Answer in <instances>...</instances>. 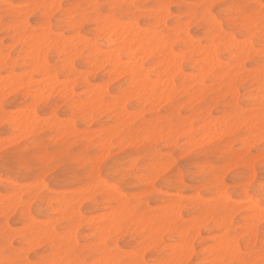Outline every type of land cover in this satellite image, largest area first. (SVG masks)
<instances>
[{
  "label": "rangeland",
  "instance_id": "1",
  "mask_svg": "<svg viewBox=\"0 0 264 264\" xmlns=\"http://www.w3.org/2000/svg\"><path fill=\"white\" fill-rule=\"evenodd\" d=\"M164 2H166L165 6H164ZM207 2L208 3H215V4H222L225 2V0H169V1H167V0H135V1L134 0H94V3L92 0H0V39L2 38L0 40V55L1 54L3 55V56L1 55V63H0L1 78L9 77L8 79H11V81H13L11 83L13 84L17 80L16 77H14V76H16V75L19 76V74L22 75L25 73L23 76H21V78L25 82L23 81V83H19L21 81H19L20 79L18 77V80L15 83L16 86H15V84L12 85L10 83L14 87V88L10 87L11 89H9L7 84L6 85L8 88L5 86V82L7 81V79H3V80L0 79V81H3V82H1V84L4 83V84H2L4 87L1 85V90H0V96L1 97H2L1 94H3V97L2 98L0 97V118L3 119V120L0 119V122H1L0 123V158H3L4 153L6 151L9 154H11L12 151L15 150L22 143H25V142L30 143L31 141L39 140L41 143H44L47 145H55L57 147H63L65 150H67V148H70V147L79 146L81 151L99 152L103 156L105 155L104 157L106 159L111 160L113 166L119 167V166L124 165L127 162L129 153L134 151L136 148H138L140 146V144H143L145 142V138H146L147 144L151 148L153 154L156 156V159L158 161V165H164V167L159 166V169L161 168L160 169L161 171H159V169H158L159 172L155 176L134 177L135 179L132 178L130 181L126 182L124 184V187L122 190V198H125L124 200L121 197L118 198V196L117 197H111V198H98L94 193H90L88 190V187L82 183H76V182H73L71 180H66V179L55 181L48 186V192L46 193V198L43 199L42 201H40L39 205L36 202L35 194H32V196H31V201H30L31 203L29 201H25V203L26 202H28V204L30 203L29 204L30 211L27 212L24 207H18V206L16 207L15 206V204H17L16 201L13 200L14 203H13V201L11 203H9V202L11 201V199L15 198V200L17 199V202L19 204L20 200L18 198L29 194L30 189L27 186L34 183L35 178L22 177L20 181H17V183L20 184L19 188H14V189L5 188V186L3 184V179H6V176H5V173L3 171V165L0 164V201L2 198V202H0V204L2 203V205H0V211H1L0 212V258H1L0 260L8 258V256L5 254V244H7L9 250L19 251L22 249L21 247H23V249H28V252L26 255H28V253H30V256L33 260L39 259L41 256L55 255L57 253V249L53 247L52 243L49 240L41 239V235L48 233L49 229L46 231L47 228L55 227L57 224L62 225V223L72 220L73 217H75L76 223H78V224L74 226V227H77L75 229V232L73 230V235L75 234L74 235L75 238L73 237V235H71V236H72V238H74L73 241H76L79 243V246H80V249L82 252H85V250H87L85 252V255L83 258L89 259L90 264H91V259H92V253L94 250H97L98 248H99V252H98V255L95 257L96 259H98V257H100L101 255H103L102 256L103 258L106 255L108 257V255L110 256L112 254V251H113V256H115V258L111 257L113 260L114 259H118L117 261L125 260V261H128V264H142V262H143L142 260L145 259V256L144 255L142 256V254L138 255V253H137L138 248L137 247H139V245L141 247H144L146 244L145 243L146 240L148 241V242L146 241L147 242L146 245H148V259H153V258H156V259H177V257H178L177 255H180V253H181V255L178 257V260H179L180 258H183L186 255V253L189 254V253H191L190 251L193 250L192 253L190 254L191 257H189L190 255L188 256L189 257L188 261H187V256L184 257L185 259L184 258L180 259L181 261H183L184 264H191V262L193 260H199L201 258H207V259L210 258V260H211L212 258H215L219 255L218 251L215 250L216 249L215 246L218 244L217 246L219 247L220 241L224 238L229 237V232L233 233V235L231 236V239L234 235H236V236H238V234L241 235V237L235 236V238H237V239L239 238L238 240H236L237 241L236 247L241 252L236 253L234 250V252L230 253V256L227 255L226 258L223 259L222 261H224V260L225 261H231L232 259L239 258L240 254H242L243 256L256 258V259H258L257 261H259L261 259L260 258L261 257L260 245L262 242H264V227H262L260 225V220H259V222H256V224H255V231H253L254 234L252 233V235H251V237H253V238H251L250 240L244 239V236L246 235L245 232L247 231L248 226H249V225L247 226V224L250 223V221L252 220V219H250V217L259 214V211L257 212L258 214L256 213V211H257V209L260 210V202H259V200H256L254 202H249L251 200L250 197H244L242 199H237V196L242 195L241 193L237 192V189H238L241 181H245L248 184L255 182V185L258 187L259 183L262 180H264V168H262L260 165V160H261L260 145H261L262 137H260L261 134H260L259 130L261 129V127H260L261 123L260 122H262L261 121L262 117H260V116L262 114H260L261 112H259L261 110L259 107V99L257 98V97H259L258 95L260 92V90H259L260 89V87H259L260 86V69H259L258 65H256L255 67H250L249 65H251L253 63V61L247 56L238 55L239 53L238 54L235 53L237 55L234 57L235 54L231 50V48H229L227 45H226L227 46L226 47L225 44L221 43L220 41H217V43L218 42L219 43L216 45V40L213 37L210 29L204 23L201 22L200 17L197 14L196 6L199 4H202V3H207ZM244 2L247 4H250V5H259L260 0H244ZM24 3H26V4L24 5ZM40 3L45 4V5H49L50 3H52V4L56 5L57 9L55 8L53 10L52 8H46L44 10H41L38 7H35V6L33 7L34 4L38 5ZM90 3L100 4V5H111V4H126L127 5V4H133L134 3V4L141 6L140 9L138 10V15H135L131 20H129L127 22H122L124 24L128 23V25H125L126 27L123 25L124 28H127L128 26H130L129 24L130 23L132 24V21H133V24H132L133 27L137 25L138 27L141 28V30H140L137 27L136 30L137 29H139V30L136 33H138L139 31L143 32V30H144L143 28H146L145 31H147V33H150L152 31L155 32L154 30H157L156 31L157 33L155 32V34H158V35L164 34L162 36V38L164 39L165 42L168 41V43H165V45H164L165 51H164V49H161L162 51L161 50H159V51L151 50V51H149V53H150L149 55L147 53L148 56L146 54H142L140 51H139L140 52V54H139L138 51L136 52V50L132 49L134 47H132L130 49L131 45L134 46V44L132 42L130 43V41H129V43H128V41H124V38H125V40H128V38L125 37L124 35H123L124 37L121 35L123 37L122 40H120L121 38L119 39L117 37H112L114 42L110 44L109 41L107 40L106 32L108 35H111L113 33V28H110V30L112 29L111 32L109 31L110 33H108V30H109L108 29L107 31L105 30L104 32L100 33L98 36L94 26L83 25L84 32L82 34L83 37H81L83 40V41L81 40L82 42H84V41L87 42V40H89V39L95 41L94 39L102 37L103 43L97 48V49H101V51L96 49V51L101 52L100 55L98 52L93 51L95 54L91 52L92 54H90V55H95V57L90 56L89 53L84 52V49H80L81 51L79 50L80 51L79 54H78L79 51H76V53H72L73 56L71 54L72 57L71 56L68 57V59L74 57V59H72L73 62L71 59L70 60L67 59V61H69V63H67V64H69V68L72 66L71 69L68 70V69H66L67 67L64 66V65H66L65 64L66 60L64 59V56L62 55V53H63L62 48H61V50H62V52H61L60 49L58 51L57 49H54L51 47L49 48V46H45L46 48H44L43 46L40 45L41 47H39V48H44V50H43L44 52L42 51L43 52V54H42V53H40L41 51H39L37 48V45H38L37 44L38 42H37L35 49L37 48L36 50H38V52L41 54V56L45 55V57L43 56L44 59L41 57V63L43 62V60H45V62H43V64L47 65V67H48L47 68L48 71L46 72V70H45L43 72H46V73H43L42 70L39 71V69H40L39 67L42 64L40 66H39V64H38V66L36 65L37 67L34 65V64H37V62L33 58H36V59L40 58L39 57L40 55H38L39 53L36 52L32 48L33 43L32 44L30 43L29 46H27L29 43L28 39H26V37L22 34V32H19L17 30L18 26H17V24L15 25L13 18L9 17L7 20L5 19V8H4V6L8 5V6H10L9 11L15 12L16 14H21V13L24 14V16H23L24 23H22V24H24L25 26L27 24L26 27H24V25H23L25 30H27L29 27L32 30L37 29V27H38V24L36 23L37 21H43V22L47 23L49 28H52L53 19H54L55 15L61 11L60 5H64V4L87 5ZM160 5H162V6H160ZM157 7H159V9ZM164 7H165L166 11H163ZM156 9H157V11H156ZM167 9L169 12L167 11ZM22 10L23 11L26 10V11L23 12ZM16 11H18V12H16ZM106 11H110V9H107ZM116 11H119V10L117 9ZM161 11H163V12H161ZM217 11H219V9H217ZM48 13H50V14H48ZM26 14H28L27 15L28 17H25ZM125 14L126 13H121V15H125ZM176 14H178V15L176 16ZM24 18H25L26 22H25ZM161 21H163L164 24H163V22L161 23ZM134 22H136V25L134 24ZM184 22H186V23L184 24ZM187 22H188V24H187ZM122 23H120V27H118L119 25L116 26V30H118L117 27L120 28V30H121ZM154 23H156V24H154ZM9 24H10V26H9ZM132 25H131V27H132ZM39 26L42 27V25H39ZM133 27L130 29L135 30V27L134 28ZM130 29H125V30L130 31ZM148 29H151L152 31H150V30L148 31ZM70 30H71L70 28L66 27L64 29H61L59 32L54 33V35L58 39L66 40L68 38V40H69L70 37H66L65 32L70 31ZM174 30H175V32H174ZM134 32H133V34H134ZM125 35L127 36L128 34H125ZM20 36L23 38H20ZM63 36L66 37V39H64ZM18 37L20 38V40L18 39ZM86 37H88L89 39ZM128 37H131V35H129ZM210 37H212V38H210ZM83 38H85V39H83ZM115 38H117V39H115ZM171 38H173L174 41ZM118 40H120V41H118ZM121 41H122V43H121ZM214 41H215L216 46H213V48L216 47L215 49H213L211 47L212 45H214L213 44ZM68 42H71V40H69ZM86 42H85V45H86ZM126 42L128 44H126ZM209 42L212 44L211 46H210ZM120 44L124 45V46H121V47H123V49L120 48ZM31 45H32V47H31ZM203 45L206 47L210 46L211 50L216 52L217 60H220L219 62H216L217 64H219V65H217V67L216 66L214 67L212 65L214 67V69H212V70H211V68H213V67L210 66V68H209L207 66V65H209V64H207L208 62L204 60L205 55H206L205 51L208 50V52H209V49H207L206 47L204 49ZM116 46H117V48H116L117 50L121 49V50H119V52L115 49ZM8 47H10V48H8ZM28 47H30V49H33L34 52L38 53V54H36V55H38V57H36L34 55V52L32 53V50L30 52L32 53L33 57H32V55H30L29 52L25 53L24 51H26L27 50L26 48H28ZM73 47H75L74 44H73ZM170 47H171V49H170ZM110 48L112 50L114 48V51L118 52V53H113L114 55L113 54H111V55H113L114 57L115 56L119 57V59H121L120 65L123 62H125V64L127 65L130 62L129 59H131V61L132 60L135 61L136 58L135 59H133V58L136 57L137 55H139V57L142 58V60L144 59V61H142L141 59H138L139 61L141 60V62H140L141 64H139V63L138 64H139V66L140 65L142 66L141 67L142 72L137 71L139 73L135 72L132 74V73H130L131 72L130 71L131 68H130V70L128 71L129 73L127 72V69H126V71H124V74L122 75V73H121L122 71L120 72L119 69H121L123 67L120 66L118 68L116 67L117 69H114V66L112 63L113 61L110 62V60H112L113 56L110 57L107 55V54H109V51H111ZM226 48H228V50ZM30 49L28 48L27 51H29ZM46 49H47V51H46ZM168 49L171 50V52L172 51L174 52V53L172 52L173 55L177 54V56L174 57V59H175L174 61H176V62H174L175 64L177 63V60H178V64H179L180 59H182L180 61V64L179 65L177 64L180 68V69H177V71H176V69L174 70V67H175L174 63L171 64V68L173 66V68L171 69V72H173L172 70L175 71V72H173V75H171V77H170L173 81L172 85L174 84V87H175V88L171 87L170 88L171 90H169V89L167 90V88H168L167 84H168V86L170 85L169 82L168 83L163 82L166 79L163 80L161 78V77H163L161 70L163 68V65L165 66V61H163V60H165L164 56L167 55L168 52L170 53V51ZM201 49H203V51L205 53H202ZM105 50H107L108 53ZM129 50H130V52L131 51L132 52L130 53ZM166 50H168L167 53H165ZM102 51L106 52V53L105 52L104 53L108 57V59L110 57L108 63L105 62V60L107 58H105V55H102V53H103ZM147 51H148V49H147ZM197 51H199V52H197ZM45 52H46V54H44ZM127 52H128V55L126 54ZM229 53H231L232 55H228ZM7 54H8V56H7ZM25 54H27V55H25ZM131 54H133V55L131 56ZM76 55H78V56H76ZM140 55H142V57ZM143 55H146L147 57H145ZM202 55H204L203 56L204 59H202ZM26 56H27V58L25 59L24 57H26ZM178 56H181L183 58L177 59ZM228 56H230V58ZM241 56H243V57H241ZM2 57H3V59H2ZM28 57H30V59L32 58L31 59L32 62L30 61V59ZM101 57L105 58V59L103 58L104 60L101 62L104 65L100 64V62H99L102 60ZM139 57L137 56V58H139ZM241 58H243V59H241ZM98 59H99V61H98L99 64L96 62ZM89 60H91V61L95 60V62L90 63ZM138 60H137V62H138ZM242 60H244L243 61L244 63L242 62ZM33 61H35L36 63L34 62V64H33ZM127 61H129V62L126 63ZM200 61H203V62L201 63ZM237 61L239 63H237ZM30 62L36 67L33 69V71L31 69L32 64ZM47 62L49 63V65L47 64ZM103 62H105V63H103ZM135 62H132L131 64L134 66ZM38 63H39V60H38ZM89 63L91 65H88ZM136 63H135V65H136ZM216 63H214V64L216 65ZM97 64L100 68L98 66H96ZM131 64L129 63V65H131ZM229 64H230V66H229ZM237 64H239V67L237 66ZM29 65H31L30 68H29ZM100 65H102V66H100ZM132 65L130 67H133ZM4 66H6V67H4ZM152 66L155 68H153ZM93 67L94 68L96 67V68L94 69ZM112 67L114 70L112 69ZM126 67L129 68L128 65ZM126 67L124 66V68H126ZM146 67H148L147 69L148 70L150 69V70L149 71L147 70L145 72L146 74L145 73L143 74V72L146 70ZM97 68H99V69H97ZM207 68L210 70V72L206 71L207 73H205V72H203L204 74L201 73L203 70H205ZM25 69H26V72L28 71L27 74L25 72ZM28 69H30V70H28ZM110 69L113 71H111ZM37 70H38V73L36 72ZM77 70H80V71H77ZM116 70H119L120 73ZM199 70L201 72H199ZM108 71H109V73H107ZM115 71H116V73H113ZM226 71H228V72H226ZM9 72L10 73L13 72V73H11L10 76L12 77V74H13L15 81H14V79H12L9 76V74H10ZM58 72H59V75L61 77H63L62 78L63 81L67 79L66 81H64V83H67L68 87H70V89L67 87L69 91L67 90V88L65 90H63L64 92L60 91V89H62L63 86H64V88L66 86L64 84H62V85L60 84L61 82L63 83L62 79H58L56 81L49 79V80H51L50 83L52 85L56 84V83H58V84L55 86H52L53 87L52 88L51 85L48 86V84L46 83V85L48 87H50L52 89V91L49 89L46 90L47 89L46 86H45L46 92H45V90H42L44 85H41V84H45V82L40 81V80L43 78V76L47 75V74L48 75L50 74V76H53L55 73V75L52 77V79L54 77L57 79V73ZM224 72H226V73L224 74ZM41 73H43V74H41ZM231 73L234 75H232ZM258 73H259V75H258ZM29 74H30V76H27ZM113 74H115V75H113ZM134 74H135V76L137 74L135 79H133ZM140 74L142 76L146 75L149 79L150 78L151 79H157L156 81L154 80L153 83L157 82L159 84V82L161 81V80L159 81V79H162V83H165L167 88H165V86H164V89L162 88V90H163L162 91L160 89L161 87L159 88L157 83H156L157 84V86H156V84L153 85L152 82L148 81L147 84H150L149 89L152 92V94H151V92L149 91V93H150L149 98L152 96L150 98L151 100H149L148 96L146 95L148 89H144V88L140 87V86L143 87L144 84H145L144 86L148 87L146 82H144L145 79L142 78V76H140ZM48 75H47V78H49ZM120 75H122V76H120ZM190 75H191V77H190ZM118 76H120V78ZM193 76H194V79H193ZM200 76H201V78L199 79ZM35 77H39L40 79H34ZM45 77L46 76H44V79H45V81H47L48 79ZM116 77H117V79H116ZM139 77H141V78L139 79ZM187 77H188V79H187ZM29 78L32 79L33 82ZM70 78H71V80H70ZM232 79H233V81H232ZM254 79H256V80H254ZM4 80H5V82H4ZM27 80H29V82ZM69 80H70V82H68ZM106 80H108V82H106L107 84L104 83ZM192 80H195V81H199V80L201 81L202 80L201 82L203 84L201 83L202 84L201 85V84L197 83L198 84V86H197V85H195L196 84L195 81H192ZM53 81H54V83H52ZM86 81H88V82H86ZM200 81H199V83H200ZM26 82H27V84H24ZM37 82H38V84H36ZM47 82H49V81H47ZM131 82H134L135 85L133 83L131 85H129ZM142 82H144V84L140 85V84H142ZM28 83H32L34 85V87L30 89L27 86ZM127 83H129V84L127 85ZM136 83L140 85V86L138 85V88H140V91H141V89L146 91V94L144 93V91H143V93L147 97H145L144 94H142L138 91ZM59 84L62 87H60ZM70 84H71V86H69ZM96 84H97V86L99 85V89H101V90L103 89L105 93H103V91H101V90L97 91L98 87L95 86ZM188 84L191 86H189ZM38 85H40V88L43 86L41 88V91L39 90L40 95H42L43 97L38 95L39 93H37V90L40 89V88H38ZM151 85H153V87H151ZM183 85L185 86V88ZM220 85H222V86L220 87ZM58 86L60 88L57 89ZM102 86H104V88H100ZM160 86H163V84L162 85L160 84ZM186 86H189V88H187ZM199 86H200V88H199ZM5 87L7 89H5ZM17 87H20V88L17 90L16 89ZM91 87L92 88L96 87L95 89H97V90H95V91L97 93L94 91V89L91 90L92 89ZM105 87H106V89H105ZM154 87H155V89H154ZM257 87L259 88L258 90H256ZM135 88L138 92L134 91ZM2 89H3V91H2ZM182 89H184V90H182ZM89 90H90V93L88 92V95L91 94V92H93V93H92V95H89L88 98H89V100H91V102L94 103V101H95V103H97V105H96L97 107L95 106V108H98V109L93 108V106H94L93 103H90V105L88 104V98L85 95H87V91H89ZM185 90H186V92H185ZM7 91H9V92H7ZM66 91H68L69 93L66 94ZM158 91H161V92L159 93ZM166 91H167V94H166L167 96L165 95ZM169 91L172 95L169 93ZM189 91H192V92H189ZM41 92H43V94ZM106 92L109 93L110 95L107 94ZM131 92H133L134 94H132ZM4 93L6 94V96ZM36 93L38 96H36ZM94 93H96V94L99 93L101 95V97L99 94H98L99 96L95 95L96 97H94L93 96ZM163 93H164V95H163ZM191 93H192V95L190 96L189 94H191ZM102 94H104V95H102ZM127 94H129V95H127ZM135 94H136V96H134ZM160 94L163 95V96L161 95L163 98V100H161L162 101L161 105H160L161 102H160V97H159ZM68 95H70V96H68ZM121 95L122 96L126 95V96H124V98H122ZM132 95L134 96V98L132 97ZM153 95L159 97V98L156 97V99L158 100L159 103L156 101V99L154 98ZM32 96H33V98H32ZM45 96H47V97L44 98ZM39 97H41L40 99H38L39 103H38V101L35 102L37 100V98H39ZM92 97H94V99ZM97 97H98V99H97ZM236 97H237V100H236ZM85 98L87 99V101ZM90 98H92V99H90ZM95 98H96V100H95ZM120 98H121V100H119ZM31 99H33V100H31ZM79 99L81 100V102L79 101ZM82 99H84L83 100L84 102H82ZM123 99L124 100L126 99V100L124 101ZM146 99H148V102ZM164 99H167V100H164ZM99 100L101 101V103H99L100 105L98 104ZM117 100H119L121 102L117 103ZM144 100H145V102H144ZM192 100H194V101H192ZM77 102L82 103L84 106V109L82 108L83 107L82 104L79 103V105L78 104L76 105ZM35 103H37V105ZM142 103H145V104H142ZM155 103H158L157 106ZM84 104L88 106V109H86L87 106L85 107ZM118 104H120L119 107H121L122 104L124 107L118 108ZM25 105H26L27 109L25 108ZM91 105H92V109H91ZM73 106H75V107H73ZM78 106H80L81 109L78 108ZM106 106H107V108L103 109V107H106ZM114 106H116V107H114ZM155 106L156 107L159 106L158 109H156ZM256 106H258V107H256ZM239 107H240V109H239ZM19 108H20V110H22L24 112L20 111ZM29 108L30 109L33 108L32 112L34 114H32V116L34 115L38 119L36 120V118L33 117V118H35L33 120L34 121L36 120V121L34 122L32 119H30L29 120L30 122H28V125H27L25 122L28 121L27 119L29 117L26 116V119H25L24 114H25V110H30ZM153 108H154V110H152ZM89 109H91V110H89ZM101 109H103V112ZM99 110H100V112H99ZM124 110H126V112H129V114L131 113V115H128V113L126 114V112ZM19 111L23 113V117H22V115L21 116L16 115L17 113H19V115H20ZM84 111H87V113ZM29 113H30V111L27 112V114H29ZM253 113H254L253 117H256V118H253L251 116V114H253ZM13 114H15V115H13ZM136 114H138V115H136ZM256 114H259V115H256ZM226 115H233V117L227 116L228 118L226 119V118H224V117H226ZM240 115L242 117L244 115L248 117V118L243 117L245 122H243ZM249 115H250V117H249ZM193 116H194V118H193ZM41 117H44V118H41ZM88 117H89V121H88ZM121 117H122V119H121ZM234 117H235V119H234ZM251 117L253 118V120H251V122L254 121V123L252 122L250 124H253L254 128H251L250 124H249L250 119H252ZM18 118L19 119L21 118V120H19L20 122L17 123ZM23 118L25 121L24 120L22 121ZM208 118L214 119V121L213 120L208 121V122H210L209 125L211 127L208 126V122H207V120H209ZM260 118H261V120H260ZM223 119H225V121ZM239 119L242 120L240 122V124L238 123V121L235 122L236 120H239ZM246 119H248V120H246ZM256 119H258V120H256ZM63 120H65V121H63ZM70 120H71V122H70ZM116 120L117 121L119 120L118 123H115V122H117ZM173 120L177 121V123H173ZM222 120H223V122H221ZM230 120H233V121L230 122ZM32 121H33V123H32ZM45 121H46V123H45ZM124 121H126V122L123 123ZM188 121H189V128H188ZM205 121H206V123H205ZM215 121H216V124H218V121H220L219 125H220V127L221 126L223 127V128L221 127V132H223V133L220 132V129L218 130L219 127H217V125L214 124ZM256 121H258V122L256 123ZM53 122H55V123H53ZM61 122H63V123H61ZM64 122H65V124H64ZM68 122H69V124H68ZM21 123L22 124L25 123L24 127L26 126L27 128H24ZM29 123H31V125H29ZM203 123H205L207 125L204 124L205 126H203V125L200 126ZM221 123H223V124L221 125ZM226 123H228V124H226ZM245 123L248 125L246 126ZM259 123H260V126L258 125ZM224 124H225V127L227 128L226 130H229V131L224 130L225 129L223 126ZM190 125L193 127L194 126H197V127L196 128L195 127L190 128ZM215 125H216V127H215ZM228 125L230 126L229 127L230 129L228 128ZM32 126H33V128H32ZM120 126H123V127H120ZM206 126L210 127V129L213 126V129L215 128L214 131L216 130L215 133L209 135L211 132L213 133V131H212L213 129H211V132H210V129L207 128ZM235 126L237 127V129L235 128ZM19 127H22V128H19ZM71 128H73V129H71ZM185 128L187 129V131L184 130ZM205 128L208 129L210 133L208 131H206ZM21 129H23V131H25L26 133L23 131L21 132ZM181 129H182V131H181ZM204 129H205V131H204ZM28 130H29V132H28ZM230 130L232 132H230ZM19 131H20V133H19ZM224 131L226 132V134ZM17 132L19 133V135ZM206 132H208L209 134L207 133L208 134L207 135ZM216 132H218V133L220 132L221 135L216 133ZM148 133H149V135H147ZM20 135H22V136H20ZM205 135L207 136V139H206ZM248 135H249V137H248ZM250 135H252V136H250ZM57 136H58V138H57ZM175 136L177 137V139ZM201 136L205 137V138L203 137L205 139V141L203 138H201L203 140V144L201 143V140L199 139V137H201ZM209 136L211 138L213 137V140ZM215 136L217 138H215ZM2 137H4L6 140L4 138L2 140ZM8 137H9V139H7ZM209 138H210V140H209ZM249 139H251V141H249ZM190 140L191 141L193 140L192 144H191ZM244 140H245V142H244ZM11 141L13 143H10ZM119 142H121V145H119L120 144ZM249 142H251V143H249ZM106 143L108 144V146ZM102 147L105 150H103ZM184 149H187L188 151H184ZM104 151H106V152H104ZM251 152H255L256 154L250 160L245 159L247 154L251 153ZM169 157H170V159H169ZM162 160L164 163L160 164L159 162ZM200 161H205L207 163H198ZM167 166H169V167L167 168ZM251 166H252V168H251ZM208 167H210V168H208ZM162 170H164V171L162 172ZM214 172L218 173L219 175L214 174ZM97 175H99V169H97ZM156 176H157V179H156ZM164 177H168V178H164ZM252 177H253V179H252ZM145 178L146 179L150 178L149 179L150 181L148 180L149 182L147 181L148 182L147 183ZM152 180H154V181H152ZM218 182L220 184H222V187H218ZM85 186H86V189H85ZM220 190L221 191L224 190V192L223 191L221 192ZM3 194H4V196H3ZM5 194H6V196L8 195L7 199H5V197H6ZM9 194H12V195H9ZM86 194H88V195H86ZM15 195H16V197H15ZM19 195H20V197H18ZM134 195H136V196H134ZM190 195H191V197H190ZM197 195L199 198L197 197ZM219 195L221 197H218ZM1 196H3L4 198ZM186 196H188L189 198ZM194 196H196V197L194 198ZM214 196H216L215 197L216 200H217V198H218V200H220L222 198L220 200L221 202L220 201L214 202V200L212 202L211 200H212V198H214ZM55 197L57 198V200L54 199ZM58 197L62 198V199L59 200ZM204 197H205V199L207 198V201H205ZM75 198H77V199H75ZM113 198L114 199L117 198V200H114ZM53 199H54V201H52ZM65 199H68L67 204H66ZM78 199H79V201H78ZM119 199L121 201L123 200L121 202L123 204V205L121 204L123 209L120 208L117 210V208L119 206H121L119 203L120 202ZM72 200H74V201H72ZM201 200H203V201H201ZM239 200H241V201H239ZM245 200H247V201H245ZM7 201H9V202H7ZM80 201H81V203H80ZM178 201H180V202H178ZM4 202H5V204L7 202L13 206H11V205L9 206V204H8V207H9L8 208V207H6L7 204L3 205ZM168 202H170V203H168ZM175 202L179 208L177 206H176L177 208L172 206V205H174ZM206 202H207V204H206ZM232 202H233V204H232ZM34 203H36V204H34ZM134 203H137V204L135 205ZM171 203H173V204H171ZM181 203H182V206H181ZM212 203H214V204H212ZM221 203H222V206H221ZM224 203L226 205H224ZM62 204H63V206H62ZM78 204H79V206H78ZM211 204H212V207H210ZM247 204H251V206L256 204L257 208L254 207L256 209L252 210L253 208L249 206L251 209L247 210L246 209L247 206H245L246 208L243 207V205H247ZM130 205H131V208H130ZM60 206L62 208H60ZM124 206H126L127 208L129 207V208L127 209ZM132 206H134L133 211H132ZM180 206H181V209H180ZM229 206H231V207H229ZM71 208H72V210H71ZM149 208H151V209H149ZM162 208L165 209V210L163 209V213L160 212V211H162V210H160ZM166 208H168L169 211H170V208L172 210H174V208H175V212L177 211L179 216L177 213H174L175 217L173 218L172 216H170L172 212L171 213L168 212L167 211L168 209H166ZM58 210H60V211H58ZM62 210H63V212H62ZM69 210H71V211H69ZM73 210L76 212H73ZM112 210H115V212H116L115 214L119 213L117 215H119L121 218L118 216L119 218L116 220L115 217L117 215H114L112 213ZM125 210H127L128 212ZM124 211L127 214H124L125 213ZM147 211H148V213H150V212L151 213L148 214V213H146ZM164 211H167L168 216H167V213H166V215H164L165 214ZM110 212L114 216L112 215V217L111 216H108V217H111L112 219L115 218V219H113L116 221L115 223L112 222L113 221L112 219H110V218L106 219L103 217V214L106 217L107 216L106 214H109ZM224 212H225V215H224ZM250 212H253V213H250ZM133 213H136L135 219L137 221L135 222V220H133V219H127L125 222V219H123L124 216L126 215L125 217L127 218V217H130ZM154 213L155 214L158 213V216L157 215L155 216ZM221 213L223 214V216H225V217L227 216L226 217L227 223H225L220 229V228H218V219H219L218 215L222 216ZM76 214H77V217H76ZM120 214H122V216ZM123 214H124V216H123ZM205 214H207V215H205ZM211 214L213 216H211ZM226 214H228L229 216ZM54 215H56V216H54ZM159 215H160V218H158ZM176 215L178 217H176ZM201 215H202V217L204 215L205 218L203 217L201 219L200 218ZM209 215H210V218L208 217ZM230 215L232 218L230 217ZM89 216H91V217H89ZM144 216H146V217L143 218ZM164 216H166V217L163 218ZM197 216H198V219H200L199 222H201V220L203 221L204 219L208 220V222L204 221L203 223H205V224H203V225L200 224L199 222H197L198 220L197 221L195 220V218L197 219ZM167 217H169V218L172 217L173 221L171 219L167 220L166 219ZM179 217H181V218H179ZM206 217H208V218H206ZM215 217H216V219H215ZM228 217H230L232 220ZM248 218L250 219V221ZM257 218H253V219H257ZM47 219L49 221L52 220L53 226L50 225L51 221L49 222ZM54 219H56V220H54ZM89 219H91L92 221ZM94 219L95 220L97 219V220L95 221ZM108 219L111 220V223L108 222V224L111 225L112 223H114V226H113L114 229H111L110 228L111 226H109L110 230L108 229V227H107V229H108L107 230L106 229L107 223L104 224L105 226L102 225V223H105L106 221H108ZM192 219H194L195 222ZM229 219L231 220V222L228 221ZM259 219H260V217H259ZM165 220L167 223H165ZM162 221H164V223H165V224H163L164 226L161 224V223H163ZM191 221L194 223H192ZM257 221H258V219H257ZM47 222L49 223L48 225H50L49 227L47 225ZM98 222L100 225L98 224ZM139 222H141V223H139ZM143 222H145L147 225L148 224L149 225L145 226L146 228H143V227L141 228V226H143ZM244 222H246V223L248 222V223L246 225H244L245 227L242 228ZM136 223H138V224H136ZM197 223H198V226H196ZM228 223H230V225ZM95 224H96V226H95ZM166 224H168V226ZM189 224H192V225H189ZM194 224H195V226H194ZM199 224L201 225L200 227H199ZM257 224H259V225H257ZM139 225H140V227H139ZM156 225H157V228H155V230H154V228L151 229L152 226L155 227ZM161 225H162V228H160ZM117 226L119 227V230H118ZM165 226L167 228H165ZM189 226H190V229H189ZM45 227H47V228H45ZM158 227L160 230L158 229ZM194 227H196V229ZM14 228H16V229H14ZM43 228L45 229L44 231H46V232L43 231ZM98 228L100 229L99 231H97ZM137 228H139V229H137ZM33 229H35V231L37 230L36 236H39L38 238L36 236H33ZM101 229H102V231L103 230L104 231L102 232ZM165 229H167V230H165ZM111 230H112L113 234H111ZM114 230H116V232ZM222 230L224 231L223 234L225 233L227 235L221 234ZM40 231H43L42 233H44V234L40 233ZM106 231H108L107 232L108 235L106 233H104ZM149 231H151L150 234H149ZM156 231H157V233H155ZM163 231L165 232L164 234H163ZM194 232H195V234L196 233H198V234H196V236H194ZM242 232H244V233H242ZM102 233L104 235L106 234L105 235V236H107L106 239L103 238L104 235ZM151 233H153V234H151ZM39 234H41V235H39ZM146 234L147 235L149 234L148 237ZM158 234H163V235L158 236ZM215 234H218V236ZM98 235L100 236L99 239L97 238V237H99ZM152 236L153 237L156 236L157 238L156 237H154V238L156 240L157 239L158 240L156 241L155 239L152 238ZM254 236H256V237H254ZM35 237H36V239H35ZM150 238H152V240ZM189 238L191 240H189ZM33 239H35L36 241H33ZM97 239L98 240L102 239V241L100 240V243H99V241L97 242ZM115 239H117V240L115 241ZM187 239H188L189 243L187 242ZM214 239L215 240L220 239L219 243H218V241H216L217 244L213 245L215 242ZM229 239L230 238H228L227 240H229ZM231 239L229 241H231ZM153 240H155V241H153ZM9 241H10V243H9ZM184 241H186L187 244ZM233 241H231V242H233ZM101 242H103V243H101ZM149 242H151V247H149L150 246ZM153 242H154V244H153ZM179 242L185 243V246H183L184 248L186 246L190 245L189 248L191 250L189 249L190 251L188 250V252H187L188 247H186L187 249L185 248L186 249L185 250L184 248H181L182 247L181 245H180L181 247L175 246V245H178ZM108 244H110L111 247H104L103 249H102V247H100V246L108 245ZM208 244H209V246L213 245V247H215V249L213 251L209 252V254L207 252L210 250L205 251V249L209 248V246H207ZM113 245H115V246H113ZM174 246L176 247V251L180 250V253H176V251H174L175 250V249H173V248H175ZM141 247H139V249ZM178 247L183 249V251L181 249H179ZM226 247H227L226 250H228L229 246H226ZM212 248H211V250H212ZM114 250H115V252H114ZM217 250H218V248H217ZM226 250L224 248V251H226ZM126 251H129V252H126ZM130 252L131 253L136 252L137 254L133 253V255H131ZM177 252H179V251H177ZM129 253H130V255H129ZM215 253H217V254H215ZM227 253H228V251H227ZM116 254H117V257H116ZM123 254H124V256H123ZM119 255H121V256H119ZM258 256H260V257H258ZM103 258L100 257L99 259L102 260ZM111 258L110 259L107 258V260H112ZM212 260H214V259H212ZM184 261H186V263Z\"/></svg>",
  "mask_w": 264,
  "mask_h": 264
},
{
  "label": "snow or ice",
  "instance_id": "2",
  "mask_svg": "<svg viewBox=\"0 0 264 264\" xmlns=\"http://www.w3.org/2000/svg\"><path fill=\"white\" fill-rule=\"evenodd\" d=\"M35 7L44 10L46 8L55 9L56 5L38 4ZM141 6L137 4H64L60 5L61 11L57 13L53 19V26L49 28L47 23L37 21V29L32 30L30 27L25 30L22 24L23 14H16L9 11L10 6L5 5V19L13 18L14 23L18 26V31L28 38L29 43L41 46H49L54 49H63L62 55L65 60L74 52L84 49L85 53L95 51L102 43V37L89 39L85 45L80 37L84 32L83 25H92L95 27L99 36L100 33L119 25L122 22L131 20L138 14ZM197 14L202 23H204L211 31L216 41H220L228 45L234 53L249 57L253 63L250 67L259 66L260 69V92L259 107L262 114L261 130L262 137L260 145L261 160L260 165L264 168V0H260L259 5H250L244 0H225L222 4L202 3L196 6ZM110 9V11H106ZM119 11H116V10ZM219 9V11H217ZM115 13V14H114ZM121 13H126L121 15ZM39 25H42L40 27ZM70 28L65 32L66 37L71 38V42L58 39L54 33L61 29ZM115 35V33H113ZM111 38V37H110ZM215 42V41H214ZM73 44L75 47H73ZM67 67V64L65 65ZM57 73V79H62ZM135 79V74L134 77ZM34 79H39L35 77ZM30 89L34 87L32 83L27 85ZM39 92V90H37ZM120 101L117 100V103ZM173 123L177 121L173 120ZM187 151V149H184ZM256 153H248L245 159H251ZM163 161H160L162 163ZM198 163H207L200 161ZM0 164L3 165V171L6 179H3L5 188H19L22 177L35 178L34 183L28 185L29 194L20 197L18 207H24L26 211H30L25 201H31L32 194L36 196V202L46 198L48 186L55 181L62 179L71 180L76 183H82L88 187L90 193H94L98 198L121 197L124 184L134 177L155 176L158 173V161L153 154L151 148L146 142L140 144L138 148L130 152L127 162L119 167H115L111 160L106 159L99 152L81 151L79 146L67 148L57 147L55 145H47L39 140H34L20 144L15 150L9 154L4 153L0 158ZM99 169V175H97ZM219 175L218 173H215ZM168 178V177H164ZM22 182V181H21ZM218 187L222 184L218 182ZM242 195L237 199L250 197L249 202L259 200L260 202V225L264 227V180L257 187L255 182L248 184L241 181L237 189ZM135 219V213L130 217L124 218ZM76 224L75 217L72 220L57 224L51 227L47 234L41 235V239L49 240L53 247L57 249V253L51 256H41L39 259L33 260L30 253L26 255L28 249L19 251L9 250L5 244V254L7 259L0 260V264H90L89 259L83 258L85 252H82L78 242H74L71 238V231L74 230ZM255 219L251 220L244 236V239L250 240L253 231H255ZM37 233L33 229V236ZM233 233L229 232V236ZM239 239V238H238ZM237 241H233L228 252L240 253L236 248ZM100 247H111L110 244ZM99 248L92 253L91 264H128V261L121 260H100L95 257L98 255ZM144 255L145 259L142 264H183L178 259H148V245L138 250V255ZM261 259L259 261L254 258L243 256L231 261H218L201 258L193 260L191 264H264V242L260 245Z\"/></svg>",
  "mask_w": 264,
  "mask_h": 264
},
{
  "label": "bare ground",
  "instance_id": "3",
  "mask_svg": "<svg viewBox=\"0 0 264 264\" xmlns=\"http://www.w3.org/2000/svg\"><path fill=\"white\" fill-rule=\"evenodd\" d=\"M92 1H93V3H94V0H92ZM134 1H135V0H134ZM167 1H169V0H167ZM53 2H54V1H53ZM3 3H4V2H3ZM27 3H28V2H27ZM57 3H58V2H57ZM136 3H137V2H136ZM162 3H163V2H162ZM195 3H196V2H195ZM199 3H200V2H199ZM199 3H198V4H199ZM207 3H208V2H207ZM8 4H9V3H8ZM25 4H26V3H24V5H25ZM40 4H41V3H40ZM51 4H52V3H50L49 5H51ZM160 4H161V3H160ZM165 4H166V2H164V6H165ZM162 5H163V4H162ZM162 5H160V6H162ZM19 6H20V5H19ZM34 6H35V4L33 5V7H34ZM58 7H59V6H58ZM30 8H31V7H30ZM157 8L159 9V7H157ZM25 9H26V8H25ZM56 9H57V8H56ZM161 9H162V8H161ZM53 10H54V9H53ZM144 10H145V9H144ZM146 10H147V9H146ZM150 10H151V9H150ZM22 11H23V10H22ZM25 11H26V10H25ZM25 11H23V12H25ZM47 11H48V10H47ZM156 11H157V9H156ZM163 11H166L165 7H164V10H163ZM163 11H161V12H163ZM167 11H168V9H167ZM16 12H18V11H16ZM50 12H51V11H50ZM161 12H160V13H161ZM168 12H169V11H168ZM160 13H159V14H160ZM48 14H50V13H48ZM52 14H53V13H52ZM27 15H28V14H26L25 17H28ZM137 15H138V14H137ZM177 15H178V14H176V16H177ZM23 16H24V14H23ZM47 16H48V15H47ZM156 17H157V16H156ZM166 17H167V16H166ZM138 18H139V17H138ZM154 18H155V17H154ZM161 18H162V17H161ZM158 19H159V18H158ZM24 20H25V18H24ZM188 20H189V19H188ZM188 20H187V21H188ZM158 21H159V20H158ZM158 21H157V22H158ZM25 22H26V20H25ZM162 22H163V21H161V23H162ZM22 23H24V21H22ZM158 23H159V22H158ZM185 23H186V22H184V24H185ZM132 24H133V21H132ZM132 24H131V23L129 24V25H130V26H128L129 28H128V27H127V28H124V26H125V25H128V23H127V24H126V23H125V24L122 23L121 30H120V28H118V27H120V24H119V26H118V25L113 26V27H112V28H113V33H115V35H113V33H112L111 35H108L107 32H106L107 40L109 41V43L111 44V43L114 42L113 39H112V37H117V38H119V39L121 38L120 40H122V38L125 36V37L128 38V40H125V38H124V41H128V43H129V41H130V43L132 42V43L134 44V46L131 45L130 49H131L132 47H134V48H132V49L136 50V52H137V51H138V52L140 51L142 54H146V55H147V53H148V55H149V54H150L149 51H151V50H153V51H159V50H161V49H164V51H165L164 45H165V43H168V41L165 42L164 39L162 38V36H163L164 34H163V35H162L161 33H160L161 35L155 34V32H156L157 30H154V29H153V30H154L155 32H153L151 29H148V31L150 30V31H152V32L147 33V31H145L146 28H143L144 30L142 29L143 32H142V31H139L138 33H136L139 29L141 30V28L138 27V26L136 25V22H134V24L136 25V26H134V27H135V30H136L137 27H138L139 29H137L136 31H135L134 29L131 30L130 28L133 27ZM154 24H156V23H154ZM163 24H164V22H163ZM187 24H188V22H187ZM187 24H186V25H187ZM15 25H16V23H15ZM15 25H14V26H15ZM23 25H24V24H23ZM123 25H124V26H123ZM131 25H132V27H131ZM161 25H162V24H161ZM9 26H10V24H9ZM14 26H13V27H14ZM26 26H27V24H26ZM26 26L24 25V27H26ZM29 26H30V25H29ZM116 26H118V27H117L118 30H116ZM125 27H126V26H125ZM134 27H133V28H134ZM186 27H187V26H186ZM114 28H115V29H114ZM123 28H124V29H123ZM24 29H25V28H24ZM125 29H130V31H128V30L126 31ZM178 29H179V28H178ZM106 31H107V30H106ZM109 31L111 32L112 29H111V30L109 29V30H108V33H110ZM131 31H132V32H131ZM134 31H135V32H134ZM144 31H145L147 34H146ZM179 31H180V30H179ZM133 32H134V34H133ZM174 32H175V30H174ZM130 33H131V34H130ZM135 33H136V34H135ZM153 33H154L155 35H154ZM156 33H157V32H156ZM125 34H128V35L126 36ZM121 35H122V36L124 35V36L122 37ZM129 35H131V37H128ZM185 35H186V34H185ZM22 36H23V35H22ZM103 36H104V35H103ZM106 36H105V37H106ZM119 36H120V37H119ZM159 36H160V37H159ZM211 36H212V35H211ZM23 37H24V36H23ZM23 37L20 36V38H23ZM81 37H83V36H81ZM81 37H80V39L82 40ZM110 37H111V38H110ZM7 38H8V37H7ZM20 38L18 37L19 40H20ZM63 38L66 39V37H64V36H63ZM86 38H88V37H86ZM117 38H115V39H117ZM165 38H166V37H165ZM210 38H212V37H210ZM1 39H2V38H1ZM1 39H0V40H1ZM26 39H28V38H26ZM83 39H85V38H83ZM88 39H89V38H88ZM96 39H97V38H96ZM171 39L173 40V38H171ZM191 39H192V38H191ZM22 40H23V39H22ZM22 40H21V41H22ZM61 40H62V39H61ZM66 40L69 41V40H71V38H69V40H68V38H67ZM86 40H87V39H86ZM94 40H95V39H94ZM120 40H118V41H120ZM175 40H176V39H175ZM21 41H20V42H21ZM82 41H83V40H82ZM87 41H88V40H87ZM108 41H107V42H108ZM124 41H123V42H124ZM173 41H174V40H173ZM84 42H86V41H84ZM185 42H186V41H185ZM210 42H211V41H210ZM210 42H209V43H210ZM121 43H122V41H121ZM128 43L126 42V44H128ZM171 43H172V42H171ZM209 43H208V44H209ZM211 43H212V42H211ZM211 43H210V46L212 45ZM218 43H219V42H218ZM218 43H217V41H216V45H217ZM221 43H222V42H221ZM13 44H14V43H13ZM29 44H30V43H28L27 46H29ZM31 44H32V43H31ZM37 44L39 45V46L37 45L38 50L41 51L40 53L43 54V52H44L43 50H44V48H46V47H45L46 45L43 46L44 48H39V47H41V46H40L39 43H37ZM154 44H155V45H154ZM198 44H199V43H198ZM213 44H214V45L211 46L212 48H213V46H216V45H215V42H214ZM34 45H35V46H34ZM171 45H172V44H171ZM200 45H201V44H200ZM7 46H8V45H7ZM27 46H26V47H27ZM86 46H87V44H86ZM117 46H118V45H117ZM117 46L115 47V49L117 48ZM121 46H124V45L120 44V48L123 49V47H121ZM125 46H126V45H125ZM155 46H156V47H155ZM203 46H204V45H203ZM207 46H208V45H207ZM210 46H209V47H210ZM225 46H226V45H225ZM227 46H228V45H227ZM227 46H226V47H227ZM11 47H12V46H11ZM31 47H32V45H31ZM35 47H36V44H33V47H32V48H33L36 52H38V50H36L37 48L35 49ZM153 47H154V48H153ZM201 47H202V46H201ZM205 47H206V46H204V49H205ZM209 47H206L207 49H209V52H208V50L206 49V50H207V51H205L206 53L203 51V49H201V50H202V53H205V54H206V55L204 54V55H205V59L203 58L204 55H202V59H204L205 61L208 62V63H207V62H206V63L209 64V65H207L209 68H210V66H212V65H213L214 67H215V66L217 67V65H219V64H217L216 62H219L220 60H217L216 52L213 51V50H211V47H210V48H209ZM223 47H224V46H223ZM228 47H229V46H228ZM8 48H10V47H8ZM28 48L30 49V47H28ZM28 48H26V49L28 50ZM47 48H48V47H47ZM49 48H50V47H49ZM49 48H48V49H49ZM152 48H153V49H152ZM215 48H216V47H214L213 49H215ZM229 48H230V47H229ZM33 49H30L29 51L26 50V51H24V52H25V53H26V52H29L30 55H32V53L34 52ZM41 49H42V50H41ZM110 49H111V48H110ZM118 49H119V48H118ZM147 49H148V51H147ZM170 49H171V47H170ZM226 49L228 50V48H226ZM9 50H10V49H9ZM31 50H32V53L30 52ZM57 50L59 51V49H57ZM60 50H61V49H60ZM97 50L101 51V49H97ZM116 50H117V49H116ZM119 50H121V49H119ZM119 50H117V51L119 52ZM168 50H169V49H168ZM168 50H166L165 53H167ZM187 50H188V49H187ZM42 51H43V52H42ZM46 51H47V49H46ZM80 51H81V50H80ZM80 51L78 52V54L80 53ZM105 51L108 53L107 50H105ZM105 51H102V52H103L102 55H105V53H106ZM113 51H114V48H113V50L111 49V51H109V54H107V55L111 57V56L114 55L113 53H118V52H116V51H114V52H113ZM144 51H145V52H144ZM153 51H152V52H153ZM161 51H162V50H161ZM169 51H170V53L168 52L167 55L164 56L165 60H163V61H165V66L163 65V68H162V70H161V71H162V75H163L164 78H163V77H161V78H162L163 80L166 79V80L163 81V82H166V83L169 82L170 85L168 86V84H167V87H168V88H167V87H166V84H165V83H162V79H159V81L161 80V81L159 82V84H158L157 82H156V83L158 84V87H159V88L161 87V88H160L161 90H162V88L164 89V86H165V88H167V90H168V89L171 90L170 88H171V87H174V84L172 85L173 81H172V79H171L170 77H171V75H173V72H175V71H174L175 69H176V71H177V69H180L178 65L180 64V61L182 60V59H180L179 64H178V60H177V63L175 64L174 62H176V61H174V60H175L174 57L177 56V54L175 53L176 55H173L174 52L172 51V52H173V53H172L171 50H169ZM194 51H195V50H194ZM7 52H8V51H7ZM36 52H34V55H35L36 57H38V55H40V56H39L40 58H37V59H36V58H33V59L37 62V64H34L35 61H33V64H34L35 66H36V65L38 66V64H39V66H40V65L42 64V65L39 67V68H40L39 71L42 70V72H43V71L46 70V72H47V71H48V69H47L48 67H47V65L43 64V62H45V60H43V62L41 63V57L44 59L45 55H43V56H44V57H43V56H41V54H40L39 52H38L39 54L36 53ZM61 52H62V50H61ZM95 52H98V51L95 50ZM104 52H105V53H104ZM129 52H130V50H129ZM131 52H132V51H131ZM131 52H130V53H131ZM140 52H139V54H140ZM197 52H199V51H197ZM200 52H201V51H200ZM58 53H59V52H58ZM74 53H76V52H74ZM92 53H94V52H92ZM92 53H90V54H92ZM98 53H99V55H100L101 52H98ZM180 53H181V52H180ZM231 53H232V52H231ZM231 53H229L228 55H232V54H233V53H232V54H231ZM36 54H38V55H36ZM44 54H46V52H45ZM90 54H89V55H90ZM94 54H95V53H94ZM96 54H97V53H96ZM111 54H113V55H111ZM126 54L128 55V52H127ZM234 54H235V53H234ZM234 54H233V55H234ZM237 54H238V53H237ZM237 54H235L234 57H235ZM1 55H2V54H1ZM1 55H0V63H1ZM5 55H6V54H5ZM25 55H27V54H25ZM97 55H98V54H97ZM115 55H116V54H115ZM129 55H130V54H129ZM132 55H133V54H131V56H132ZM146 55H143V56L147 57L148 55H147V56H146ZM179 55H180V54H179ZM238 55H240V54H238ZM2 56H3V55H2ZM7 56H8V54H7ZM28 56H29V55H28ZM35 56H34V57H35ZM70 56H71V55H70ZM72 56H73V54H72ZM72 56H71V57H72ZM76 56H78V55H76ZM90 56H94V57H95V55H90ZM137 56L139 57V55H137ZM137 56L133 58V59L136 58V60H135L136 62H137L138 59H141V60H142V58H140V57L137 58ZM140 56L142 57V55H140ZM182 56H183V55H182ZM185 56H186V55H185ZM32 57H33V55H32ZM110 57H109V59H110ZM115 57H116V56H115ZM115 57L113 56V57H112V60H110V62L113 61L112 63H113L114 69H117V68L120 67V66L123 67V68H124V66H125V67H126L127 65L129 66V68L126 67V68H124V69L121 68L122 70L119 69L120 72L122 71V72H121L122 75L124 74V71H126V69H127V72H128V71L130 70V68H131V70H130L131 72H130V73H132V74L135 73V72H137V71L142 72V68H141L142 66H141V65L139 66V64H141V63H140L141 60H140V61L138 60V62L136 63L134 60L131 61V59H129L130 62L127 61L126 63H128V62H129L130 64H131L132 62H135V63H136V65H135V63H134V66L131 64L133 67H130L131 65H129V63L126 65L125 62H123V63L120 65V63H121V59H119V57H116V58H115ZM145 57H144V58H145ZM156 57H157V56H156ZM228 57L230 58V56H228ZM231 57H232V56H231ZM239 57H240V56H239ZM241 57H243V56H241ZM6 58H7V57H6ZM17 58H18V57H17ZM24 58L26 59L27 56L24 57ZM28 58L30 59V57H28ZM101 58H102V57H101ZM103 58H104V57H103ZM103 58H102L101 61H99V59H98L96 62L98 63V61H99L100 64H102L101 62H102L105 58H107V59L105 60V62H107V63L109 62V59H108V57H107L106 55H105V58H104V59H103ZM162 58H163V57H162ZM179 58H183V57L178 56L177 59H179ZM2 59H3V57H2ZM13 59H14V58H13ZM31 59H32V58H31ZM31 59H30V61H31ZM64 59H65V58H64ZM67 59H68V58H67ZM70 59L72 60V59H74V57H73V58H70ZM70 59H68V60H70ZM94 59H95V58H94ZM241 59H243V58H241ZM4 60H5V59H4ZM38 60H39V63H38ZM126 60H127V59H126ZM126 60H125V61H126ZM158 60H159V59H158ZM244 60H245V59H244ZM244 60H242V62H243ZM142 61H144V59H143ZM197 61H198V60H197ZM205 61H204V62H205ZM238 61H239V60H238ZM238 61H237V63H239ZM31 62H32V61H31ZM31 62H30V63H31ZM36 62H35V63H36ZM72 62H73V60H72ZM72 62H71V63H72ZM89 62H90V63H91V62H95V60H94V61H93V60H92V61L89 60ZM105 62H103V63H105ZM195 62H196V61H195ZM200 62L202 63L203 61H200ZM222 62H223V61H222ZM242 62H241V63H242ZM30 63H29V64H30ZM63 63H64V62H63ZM67 63H69V61L66 60L65 64H67ZM90 63H89L88 65H91ZM138 63H139V64H138ZM159 63H160V62H159ZM172 63H174V66H175V67H174V70H172L173 72H171V69L173 68V66H172V68H171V64H172ZM201 63H200V64H201ZM214 63H216V65H215ZM243 63H244V62H243ZM8 64H9V63H8ZM20 64H21V63H20ZM31 64H32V63H31ZM33 64H32V66L29 65V68H30V66L32 67V68H31L32 71H33L34 68L37 67V66L35 67ZM47 64L49 65L48 62H47ZM94 64H95V63H94ZM98 64H99V63H98ZM98 64H97L96 66H98ZM124 64H125V65H124ZM137 64H138V65H137ZM151 64H152V63H151ZM156 64H157V63H156ZM177 64H178V65H177ZM5 65H6V64H5ZM60 65H61V64H60ZM102 65H104V64H102ZM102 65H100V66H102ZM158 65H159V64H158ZM33 66H34V67H33ZM64 66H65V65H64ZM94 66H95V65H94ZM205 66H206V65H205ZM207 66H206V67H207ZM213 66H212V67H213ZM229 66H230V64H229ZM237 66L239 67V64H237ZM4 67H6V66H4ZM71 67H72V66H71ZM71 67L69 68V64H67V68H66V69L69 70V69H71ZM98 67H99V66H98ZM116 67H117V68H116ZM152 67H153V66H152ZM177 67H178V68H177ZM214 67L211 68V70L214 69ZM231 67H232V66H231ZM93 68H94V67H93ZM95 68H96V67H95ZM95 68H94V69H95ZM99 68H100V67H99ZM99 68H97V69H99ZM110 68H111V67H110ZM147 68H148V67H146V70L144 69L145 71L143 72V74L148 70ZM149 68H150V67H149ZM153 68H155V67H153ZM197 68H198V67H197ZM66 69H65V70H66ZM94 69H93V70H94ZM112 69H113V67H112ZM114 69H113V70H114ZM132 69H133V70H132ZM198 69H199V68H198ZM224 69H225V68H224ZM28 70H30V69H28ZM93 70H92V71H93ZM110 70H111V69H110ZM113 70H111V71H113ZM119 70H116V71L119 72ZM149 70H150V69H149ZM149 70H148V71H149ZM151 70H152V69H151ZM243 70H244V69H243ZM245 70H246V69H245ZM32 71H31V72H32ZM77 71H80V70H77ZM116 71L113 72V73H116ZM178 71H179V70H178ZM206 71H209V72H210V70H209L208 68L205 69V70H203L202 72L199 70V72H201V73H203V72L207 73ZM21 72H22V71H21ZM25 72H26V69H25ZM27 72H28V71H27ZM27 72H26V74H27ZM31 72H30V73H31ZM36 72L38 73V70H37ZM46 72H43V73H46ZM118 72H117V73H118ZM120 72H119V73H120ZM127 72H126V73H127ZM139 72H137V73H139ZM219 72H220V71H219ZM226 72H228V71H226ZM226 72H224V74H225ZM234 72H235V71H234ZM258 72H259V71H258ZM9 73H10V72H9ZM11 73H13V72H11ZM11 73L9 74V76L11 75ZM16 73H17V72H16ZM43 73H41V74H43ZM77 73H78V72H77ZM107 73H109V71H108ZM128 73H129V72H128ZM215 73H216V72H215ZM235 73H236V72H235ZM14 74H15V73H14ZM17 74H18V73H17ZM21 74H22V73H21ZM24 74H25V73H24ZM24 74H22V75L19 74V76L16 75V76H14V77H16L17 80H18V77H19V79H20L19 81H21V82H19V81H18V82H19V83H23L24 80L21 78V76H23ZM83 74H84V73H83ZM86 74H87V73H86ZM92 74H93V73H92ZM145 74H146V73H145ZM174 74H175V73H174ZM182 74H183V73H182ZM195 74H196V73H195ZM203 74H204V73H203ZM219 74H220V73H219ZM231 74H232V73H231ZM248 74H249V73H248ZM47 75H48V74H47ZM47 75H44V76H46L45 78H47ZM54 75H55V73H54ZM54 75H53V76H54ZM113 75H115V74H113ZM116 75H117V74H116ZM118 75H119V74H118ZM122 75H120V76H122ZM160 75H161V74H160ZM162 75H161V76H162ZM221 75H222V74H221ZM232 75H234V74H232ZM252 75H253V74H252ZM258 75H259V73H258ZM3 76H4V75H3ZM5 76H6V75H5ZM27 76H30V74L27 75ZM44 76H43V78H42L43 80H42V79L40 80V81H44V82H45V84H41V85H44V87L42 86L44 89L41 87L42 90H45L46 87H47L46 90L49 89V90L52 91V89H51L50 87H48V86L51 85V87H52V86L57 85L58 83L52 85L50 82H51V80H55V81H56V80H58V79H56L55 77L52 79L53 76H50V74H49V75H48L49 78H47L48 80L46 79V80L49 81V82H47V81H45ZM83 76H84V75H83ZM120 76H118V77L120 78ZM136 76H137V74H136ZM136 76H135V77H136ZM140 76H142V75L140 74ZM10 77H11V76H10ZM14 77H13V74H12V77H11V78L14 79ZM50 77H51V78H50ZM75 77H76V76H75ZM78 77H79V76H78ZM188 77H189V76H188ZM188 77H187V79H188ZM190 77H191V75H190ZM202 77H203V76H202ZM8 78H9V77H7V78H1V75H0V79H2V80H3V79H7L6 82H5V80H4V82H5V86L7 87V85H8L9 89H11L10 87H13L12 85H14V84L17 82V80L15 81V79H14L15 83L12 84L11 82H13V81H11V79H8ZM76 78H77V77H76ZM112 78H113V77H112ZM140 78H141V77H139V79H140ZM142 78L145 79L144 82H146V84L148 83V81H150V82L153 83L154 80H155V81L157 80V79H151V78L149 79L146 75H143ZM200 78H201V76L199 77V79H200ZM228 78H229V77H228ZM230 78H231V77H230ZM248 78H249V77H248ZM21 79H22V80H21ZM29 79H30V78H29ZM39 79H40V78H39ZM49 79H51V80H49ZM72 79H73V78H72ZM116 79H117V77H116ZM131 79H132V78H131ZM131 79H130V80H131ZM133 79H134V78H133ZM190 79H191V78H190ZM193 79H194V76H193ZM246 79H247V78H246ZM9 80H10V81H9ZM30 80L33 82L32 79H30ZM66 80H67V79H66ZM66 80H64V81H66ZM70 80H71V78H70ZM70 80H69L68 82H70ZM85 80H86V79H85ZM111 80H112V79H111ZM168 80H169V81H168ZM197 80H198V79H197ZM227 80H228V79H227ZM238 80H239V79H238ZM252 80H253V79H252ZM254 80H256V79H254ZM8 81H9V82H8ZM27 81L29 82V80H27ZM35 81H36V80H35ZM62 81H63V79H62ZM64 81H63V83L61 82L60 84H61V85L64 84V85H66V86H65V88H64V86H63V88L60 89V91H63V90H65V89L68 87V84H67V83H64ZM109 81H110V80H109ZM171 81H172V82H171ZM181 81H182V80H181ZM192 81H195V80H192ZM199 81H200V80H199ZM199 81H195V83H196L195 85L198 86V84H201V83H202V82H201L202 80L200 81V83H199ZM229 81H230V80H229ZM232 81H233V79H232ZM1 82H3V81H0V90H1V85L4 84V83L1 84ZM24 82H25V81H24ZM38 82H39V81H38ZM38 82H37L36 84H38ZM84 82H85V81H84ZM86 82H88V81H86ZM106 82H108V80H106L104 83H106ZM144 82H142V84H140V85H143ZM10 83H11L12 85H11ZM46 83L48 84V86L46 85ZM52 83H54V81H53ZM73 83H74V82H73ZM82 83H83V82H82ZM110 83H111V82H110ZM132 83L135 85L134 82H131L130 84L127 83V85H128V84L131 85ZM156 83L154 82L153 85L156 84ZM193 83H194V82H193ZM197 83H198V84H197ZM6 84H7V85H6ZM9 84H10V85H9ZM17 84H18V83H17ZM24 84H27V82L24 83ZM24 84H23V85H24ZM39 84H40V83H39ZM60 84H59V85H60ZM102 84H103V83H102ZM106 84H107V83H106ZM157 84H156V86H157ZM160 84H161V85L163 84V86H160ZM164 84H165V85H164ZM202 84H203V83H202ZM202 84H201V85H202ZM223 84H224V83H223ZM225 84H226V83H225ZM23 85H22V86H23ZM61 85H60V87H62ZM134 85H133V86H134ZM136 85H137V89H138V91H139L140 93H142V94L145 93V94H146V91H144V90H142V89H141L142 92L140 91V88H138V85H139V84L136 83ZM140 85H139V86H140ZM144 85H145V84H144ZM144 85H143V87H142V86H140V87H141V88H144V89H148L146 95H147L148 98H149V94H150V93H149V91H150V89H149L150 86H149V85H150V84H147L148 87H146V86H144ZM153 85H151V87H153ZM188 85H189V84H188ZM192 85H193V84H192ZM208 85H209V84H208ZM2 86H3V85H2ZM15 86H16V84H15ZM19 86H20V85H19ZM24 86H25V85H24ZM45 86H46V87H45ZM69 86H71V84H70ZM95 86H97V84H96ZM156 86H155V87H156ZM176 86H177V85H176ZM183 86H184V85H183ZM189 86H191V85H189ZM189 86H186V87L189 88ZM221 86H222V85H220V87H221ZM3 87H4V86H3ZM6 87H5V89L8 88V87H7V88H6ZM60 87L58 86L57 89L60 88ZM97 87H98V88H97L98 90L95 89L96 87H95V88H92V87H91V88H92L91 90H93V89H94V91H95V90H97V91L101 90V89H99V85H98ZM145 87H146V88H145ZM155 87H154V89H155ZM204 87H205V86H204ZM204 87H203V88H204ZM259 87H260V86H259ZM13 88H14V87H13ZM19 88H20V87H17L16 89L18 90ZM38 88H40V85H38ZM41 88L38 89V90L41 91ZM52 88H53V87H52ZM68 88L70 89V87H68ZM68 88H67V90H68ZM86 88H87V87H86ZM100 88H104V86H102V87H100ZM156 88H157V87H156ZM159 88H158V89H159ZM174 88H175V87H174ZM182 88H183V87H182ZM184 88H185V86H184ZM187 88H186V89H187ZM199 88H200V86H199ZM226 88H227V87H226ZM3 89H4V88H3ZM3 89H2V91H3ZM35 89H36V88H35ZM55 89H56V88H55ZM55 89H54V90H55ZM87 89H88V88H87ZM105 89H106V87H105ZM158 89H157V90H158ZM160 89H159V90H160ZM172 89H173V88H172ZM215 89H216V88H215ZM258 89H259V88L257 87L256 90H258ZM12 90H13V89H12ZM12 90H11V91H12ZM46 90H45V92H46ZM157 90H156V91H157ZM174 90H175V89H174ZM182 90H184V89H182ZM200 90H201V89H200ZM259 90H260V89H259ZM9 91H10V90H9ZM9 91H7V92H9ZM13 91H14V90H13ZM25 91H26V90H25ZM68 91H69V90H68ZM68 91H66V94L69 93ZM70 91H71V90H70ZM81 91H82V90H81ZM101 91H103V93H105L103 89H102ZM105 91H106V90H105ZM129 91H130V90H129ZM134 91H135V92L137 91L136 88H135ZM134 91H133V92H134ZM138 91H137V92H138ZM143 91H144V93H143ZM162 91H163V90H162ZM172 91H173V90H172ZM229 91H230V90H229ZM231 91H232V90H231ZM7 92H6V93H7ZM43 92H44V91H43ZM43 92H41V93L43 94ZM63 92H64V91H63ZM71 92H72V91H71ZM88 92L90 93V90L87 91V95H85V96H87V98H88L89 95H92V93H93V92H91V94L88 95ZM95 92H96V91H95ZM127 92H128V91H127ZM133 92H131V93L134 94ZM150 92H151V91H150ZM158 92L160 93L161 91H158ZM183 92H184V91H183ZM185 92H186V90H185ZM189 92H192V91H189ZM220 92H221V91H220ZM233 92H234V91H233ZM37 93H39V92L37 91ZM37 93H36V96L40 95V93H39L38 95H37ZM96 93H97V92H96ZM96 93L93 94L94 97L100 95L99 93H98L99 95L96 94ZM106 93H107V92H106ZM123 93H124V92H123ZM128 93H129V92H128ZM169 93H170V91H169ZM187 93H188V92H187ZM4 94H5V93H4ZM7 94H8V93H7ZM23 94H24V93H23ZM31 94H32V93H31ZM61 94H62V93H61ZM74 94H75V93H74ZM107 94H109V93H107ZM129 94H130V93H129ZM129 94H127V95H129ZM145 94H144V96H145ZM151 94H152V92H151ZM166 94H167V91L165 92V95H166ZM170 94H171V93H170ZM1 95H2V97H3V94H1ZM78 95H79V94H78ZM95 95H96V96H95ZM102 95H104V94H102ZM109 95H110V94H109ZM109 95H108V96H109ZM161 95H162V94H160V96H159V97H160V102H161L160 105L162 104V101H161V100H163L162 96L164 95V93H163L162 96H161ZM168 95H169V94H168ZM171 95H172V94H171ZM173 95H174V94H173ZM189 95L191 96L192 93L189 94ZM205 95H206V94H205ZM5 96H6V94H5ZM40 96H42V95H40ZM68 96H70V95H68ZM121 96H122V95H121ZM124 96H126V95H123L122 98H124ZM134 96H136V94H135ZM134 96L132 95L133 98H134ZM147 96H145V97H147ZM153 96H154V95H153ZM166 96H167V95H166ZM193 96H194V95H193ZM237 96H238V95H237ZM256 96H257V95H256ZM258 96H259V95H258ZM0 97H1V96H0ZM2 97H1V98H2ZM30 97H31V96H30ZM34 97H35V96H34ZM42 97H43V96H42ZM46 97H47V96H45L44 98H46ZM50 97H51V96H50ZM77 97H78V96H77ZM90 97H91V96H90ZM94 97H92V98L94 99ZM100 97H101V95H100ZM100 97H99V98H100ZM129 97H130V96H129ZM151 97H152V96H151ZM151 97H150V98H151ZM156 97H157V96H154L155 99H156ZM159 97H157V98H159ZM168 97H169V96H168ZM188 97H189V96H188ZM32 98H33V96H32ZM40 98H41V97L37 98V100H36L35 102H37L38 99H40ZM92 98H90V99H92ZM127 98H128V97H127ZM150 98H149V100H151ZM154 98H153V99H154ZM257 98H258V97H257ZM85 99H86V98H85ZM97 99H98V97H97ZM100 99H101V98H100ZM168 99H169V98H168ZM187 99H188V98H187ZM189 99H190V98H189ZM31 100H33V99H31ZM83 100H84V99H82V102H84ZM95 100H96V98H95ZM119 100H121V98H120ZM123 100H124V99H123ZM125 100H126V99H125ZM125 100H124V101H125ZM146 100H147V102H148V99H146ZM164 100H167V99H164ZM236 100H237V97H236ZM40 101H41V100H40ZM79 101L81 102L80 99H79ZM86 101H87V99H86ZM86 101H85V102H86ZM141 101H142V100H141ZM156 101L158 102L157 99H156ZM192 101H194V100H192ZM196 101H197V100H196ZM64 102H65V101H64ZM80 102H79V103H80ZM97 102H98V101H97ZM120 102H121V101H120ZM142 102H143V101H142ZM144 102H145V100H144ZM163 102H164V101H163ZM165 102H166V101H165ZM33 103H34V102H33ZM38 103H39V101H38ZM79 103L77 102L76 105H77V104L79 105ZM90 103H93V102H91V100H89V98H88V104L90 105ZM99 103H101L100 100H99L98 104H99ZM107 103H108V102H107ZM113 103H114V102H113ZM113 103H112V104H113ZM123 103H124V102H123ZM140 103H141V102H140ZM153 103H154V102H153ZM158 103H159V102H158ZM158 103H155L156 106H157ZM168 103H169V102H168ZM193 103H194V102H193ZM35 104L37 105V103H35ZM80 104H82V103H80ZM86 104H87V103H86ZM93 104H94L93 108H94V109H98V108H95V106L97 105V103H95V101H94ZM108 104H109V103H108ZM112 104H111V105H112ZM114 104H115V103H114ZM124 104H125V103H124ZM142 104H145V103H142ZM155 104H154V105H155ZM191 104H192V103H191ZM234 104H235V103H234ZM84 105H85V104H84ZM99 105H100V104H99ZM102 105H103V104H102ZM140 105H141V104H140ZM80 106H81V105H80ZM80 106H78V108L81 109V107L83 106V104H82L81 107H80ZM86 106H87V105H85V107H86ZM119 106H120V104H118V108L124 107L123 104H122L121 107H119ZM156 106H155V107H156ZM27 107H28V106H27ZM33 107H34V106H33ZM73 107H75V106H73ZM96 107H97V106H96ZM109 107H110V106H109ZM112 107H113V106H112ZM114 107H116V106H114ZM153 107H154V106H153ZM158 107H159V106H158ZM158 107H156V109H158ZM236 107H237V106H236ZM256 107H258V106H256ZM25 108H26V105H25ZM82 108L84 109V106H83ZM105 108H107V106H106V107H103V109H105ZM110 108H111V107H110ZM241 108H242V107H241ZM22 109H23V108H22ZM26 109H27V108H26ZM29 109H30V108H29ZM76 109H77V108H76ZM86 109H88V106H87ZM91 109H92V105H91ZM91 109H89V110H91ZM103 109H101L102 112H103ZM111 109H112V108H111ZM123 109H124V108H123ZM239 109H240V107H239ZM19 110H20V108H19ZM32 110H33V108H31L30 110H25V114H26V115L24 114L25 119H26V116L29 117V118L27 117V118H28V119H27L28 121L25 122L27 125H28V122H30V121H29L30 119H32V120L35 119V118H36V120L38 119V118L35 117L34 115L32 116V114H34V113L32 112ZM150 110H151V109H150ZM152 110H154V108H153ZM176 110H177V109H176ZM20 111H22V110H20ZM20 111H19V112H20ZM28 111H30V113H31V112H32V113H31V114H30V113L27 114ZM116 111H117V110H116ZM118 111H119V110H118ZM124 111L126 112V110H124ZM22 112H24V111H22ZM22 112H20V115H19V113H17L16 115H18V116H21V115H22V117H23V113H22ZM84 112L87 113V111H84ZM91 112H92V111H91ZM97 112H98V111H97ZM99 112H100V110H99ZM105 112H106V111H105ZM122 112H123V111H122ZM257 112H258V111H257ZM259 112H261V111H259ZM119 113H120V112H119ZM127 113H128V115H131V113L129 114V112H126V114H127ZM137 113H138V112H137ZM177 113H178V112H177ZM193 113H194V112H193ZM94 114H95V113H94ZM123 114H124V113H123ZM126 114H125V115H126ZM132 114H133V113H132ZM138 114H139V113H138ZM138 114H136V115H138ZM178 114H179V113H178ZM248 114H249V113H248ZM260 114H261V113H260ZM13 115H15V114H13ZM125 115H124V116H125ZM139 115H140V114H139ZM195 115H196V114H195ZM241 115H242V114H241ZM241 115H240V116H241ZM253 115H254V113L251 114L252 117H253ZM256 115H259V114H256ZM50 116H51V115H50ZM126 116H127V115H126ZM211 116H212V115H211ZM211 116H210V117H211ZM219 116H220V115H219ZM227 116H228V117H229V116H230V117H231V116L233 117V115H226V117H224V118L227 119V118H228ZM33 117H35V118H33ZM89 117H90V116H89ZM89 117H88V121H89ZM128 117H129V116H128ZM138 117H139V116H138ZM243 117H247V116L244 115ZM243 117L241 116L243 122H245ZM249 117H250V115H249ZM252 117H251V118H252ZM257 117H258V116H257ZM260 117H262V115H261ZM14 118H15V117H14ZM41 118H44V117H41ZM41 118H40V119H41ZM130 118H131V117H130ZM154 118H155V117H154ZM193 118H194V116H193ZM221 118H222V117H221ZM247 118H248V117H247ZM253 118H256V117H253ZM253 118L250 119L249 124L252 123V122L254 123V121L251 122V120H253ZM0 119H1V118H0ZM60 119H61V118H60ZM66 119H67V118H66ZM121 119H122V117H121ZM133 119H134V118H133ZM156 119H157V118H156ZM208 119H209V118H208ZM232 119H233V118H232ZM234 119H235V117H234ZM237 119H238V118H237ZM1 120H3V119H1ZM9 120H10V119H9ZM17 120H18V121H17V123H18V122H20L19 120H21V118H20V119L18 118ZM23 120H24V118L22 119V121H23ZM36 120H35V121H36ZM188 120H189V119H188ZM191 120H192V119H191ZM210 120H213V121H214V119L212 118V119L207 120V122L210 121ZM223 120L225 121V119H223ZM223 120H222L221 122H223ZM239 120H240V119H239ZM239 120H236L235 122L238 121V123L240 124V122H241L242 120H240V121H239ZM246 120H248V119H246ZM256 120H258V119H256ZM260 120H261V118H260ZM24 121H25V120H24ZM33 121H34V120H33ZM33 121H32V123H33ZM35 121H34V122H35ZM39 121H40V120H39ZM63 121H65V120H63ZM67 121H68V120H67ZM86 121H87V120H86ZM91 121H92V120H91ZM116 121H117V120H116ZM118 121H119V120H118ZM118 121L115 122V123H118ZM213 121H212V122H213ZM216 121H217V120H216ZM216 121L214 122V124H216ZM231 121H233V120H230V122H231ZM261 121H262V120H261ZM3 122H4V121H3ZM41 122H42V121H41ZM57 122H58V121H57ZM70 122H71V120H70ZM80 122H81V121H80ZM125 122H126V121H124L123 123H125ZM190 122H191V121H190ZM212 122H211V123H212ZM247 122H248V121H247ZM247 122H246V123H247ZM257 122H258V121H256V123H257ZM0 123H1V122H0ZM25 123H23V124L21 123L23 127H24V124H25ZM45 123H46V121H45ZM53 123H55V122H53ZM61 123H63V122H61ZM90 123H91V122H90ZM205 123H206V121H205ZM205 123L201 124L200 126H202V125H203V126L207 125V124H205ZM219 123H220V121H218V124H216V125H217V127H219L218 130L220 129V132H221V127H222V126L220 127ZM232 123H233V122H232ZM232 123H231V124H232ZM246 123H245V125L247 126L248 124H246ZM260 123H261V122H260ZM260 123L258 124L259 126H260ZM14 124H15V123H14ZM19 124H20V123H19ZM40 124H41V123H40ZM57 124H58V123H57ZM64 124H65V122H64ZM68 124H69V122H68ZM113 124H114V123H113ZM120 124H121V123H120ZM204 124H205V125H204ZM209 124H210V122H208V126H210ZM212 124H213V123H212ZM214 124H213V125H214ZM222 124H223V123H221V125H222ZM226 124H228V123H226ZM29 125H31V123H29ZM72 125H73V124H72ZM122 125H123V124H122ZM216 125H215V127H216ZM235 125H236V124H235ZM223 126H224V128H225V129H224L225 131H229V130H226L227 128L225 127V124H224ZM238 126H239V125H238ZM253 126H254L253 124H250V127H251V128H254ZM259 126H258V127H259ZM29 127H30V126H29ZM120 127H123V126H120ZM192 127H193V126L190 125V128H192ZM194 127L196 128L197 126H194ZM194 127H193V128H194ZM206 127H207V126H206ZM210 127H211V126H210ZM210 127H207V128L210 129ZM229 127H230V126L228 125V128H229ZM260 127H261V126H260ZM19 128H22V127H19ZM24 128H27V127L25 126ZM32 128H33V126H32ZM186 128H187V127H186ZM186 128H185L184 130L187 131ZM188 128H189V121H188ZM201 128H202V127H201ZM203 128H204V127H203ZM222 128H223V127H222ZM235 128L237 129L236 126H235ZM29 129H30V128H29ZM71 129H73V128H71ZM74 129H75V128H74ZM118 129H119V128H118ZM118 129H117V130H118ZM205 129H206V128H205ZM205 129H204V131H205ZM211 129H213V126H212ZM211 129H210V132H211ZM214 129H215V128H214ZM214 129L212 130L213 133H212V132L210 133L209 130L206 129V131H208V132L210 133V134H209L208 132H206V134H207V133H208L209 135L214 134L215 131H216V130L214 131ZM229 129H230V128H229ZM232 129H233V128H232ZM76 130H77V129H76ZM93 130H94V129H93ZM113 130H114V129H113ZM234 130H235V129H234ZM234 130H233V131H234ZM248 130H249V129H248ZM257 130H258V129H257ZM260 130H261V129H260ZM260 130H259V132H260ZM22 131H23V129H21V132H22ZM181 131H182V129H181ZM225 131H224V132H225ZM23 132H25V131H23ZM28 132H29V130H28ZM28 132H27V133H28ZM73 132H74V131H73ZM97 132H98V131H97ZM97 132H96V133H97ZM105 132H106V131H105ZM220 132H219V133L216 132V133L220 134ZM230 132H232V131L230 130ZM257 132H258V131H257ZM15 133H16V132H15ZM17 133H18V132H17ZM19 133H20V131H19ZM19 133H18V135H19ZM25 133H26V132H25ZM37 133H38V132H37ZM113 133H114V132H113ZM145 133H146V132H145ZM200 133H201V132H200ZM221 133H223V132H221ZM30 134H31V133H30ZM87 134H88V133H87ZM109 134H110V133H109ZM179 134H180V133H179ZM208 134H207V135H208ZM225 134H226V132H225ZM14 135H15V134H14ZM26 135H27V134H26ZM58 135H59V134H58ZM147 135H149V133H148ZM177 135H178V134H177ZM203 135H204V134H203ZM220 135H221V134H220ZM245 135H246V134H245ZM20 136H22V135H20ZM60 136H61V135H60ZM205 136H206V135H205ZM250 136H252V135H250ZM17 137H18V136H17ZM25 137H26V136H25ZM55 137H56V136H55ZM108 137H109V136H108ZM175 137H176V136H175ZM203 137H204V136L199 137V139L201 140V143H202V144H203V140H202L201 138H203ZM209 137H210V136H209ZM248 137H249V135H248ZM260 137H261V136H260ZM3 138H4V137H2V140H3ZM57 138H58V136H57ZM191 138H192V137H191ZM204 138H205V137H204ZM204 138H203V139H204ZM210 138H211V137H210ZM210 138H209V140H210ZM215 138H217V137L215 136ZM215 138H214V139H215ZM250 138H251V137H250ZM4 139H5V138H4ZM7 139H9V137H8ZM155 139H156V138H155ZM174 139H175V138H174ZM176 139H177V137H176ZM197 139H198V138H197ZM206 139H207V136H206ZM211 139L213 140V137H212ZM256 139H257V138H256ZM5 140H6V139H5ZM10 140H11V139H10ZM14 140H15V139H14ZM17 140H18V139H17ZM19 140H20V139H19ZM53 140H54V139H53ZM200 140H199V141H200ZM99 141H100V140H99ZM106 141H107V140H106ZM170 141H171V140H170ZM190 141H191V140H190ZM192 141H193V140H192ZM192 141H191V144H192ZM204 141H205V139H204ZM207 141H208V140H207ZM249 141H251V139H249ZM256 141H257V140H256ZM96 142H97V141H96ZM101 142H102V141H101ZM244 142H245V140H244ZM8 143H9V142H8ZM10 143H13V142L11 141ZM98 143H99V142H98ZM104 143H105V142H104ZM119 143H120L119 145H121V142H119ZM201 143H200V144H201ZM249 143H251V142H249ZM249 143H248V144H249ZM258 143H259V142H258ZM106 144H107V143H106ZM196 144H197V143H196ZM198 144H199V143H198ZM205 145H206V144H205ZM253 145H254V144H253ZM253 145H252V146H253ZM103 146H104V145H103ZM107 146H108V144H107ZM107 146H106V147H107ZM197 146H198V145H197ZM104 147H105V146H104ZM122 147H123V146H122ZM124 147H125V146H124ZM249 148H250V147H249ZM1 149H2V148H1ZM102 149L105 150L103 147H102ZM107 150H108V149H107ZM107 150H106V151H107ZM228 150H229V149H228ZM246 150H247V149H246ZM106 151H104V152H106ZM187 151H188V150H187ZM102 152H103V151H102ZM241 153H242V152H241ZM104 154H105V153H104ZM104 156H105V155H104ZM167 156H168V155H167ZM167 156H166V157H167ZM169 156H170V155H169ZM178 157H179V156H178ZM259 158H260V157H259ZM169 159H170V157H169ZM169 159H168V160H169ZM162 161H163V160H162ZM159 163H160V162H159ZM162 163H164V162H162ZM160 164H161V163H160ZM253 164H254V163H253ZM159 166L164 167V165H158V169H159ZM170 166H171V165H170ZM229 166H230V165H229ZM229 166H228V167H229ZM168 167H169V166H167V168H168ZM167 168H166V169H167ZM208 168H210V167H208ZM229 168H230V167H229ZM251 168H252V166H251ZM160 169H161V168H160ZM160 169H159V171H161ZM231 169H232V168H231ZM205 170H206V169H205ZM159 171H158V172H159ZM163 171H164V170H162V172H163ZM225 171H226V170H225ZM219 172H220V171H219ZM179 174H180V173H179ZM223 174H224V173H223ZM158 175H159V174H158ZM180 176H181V175H180ZM223 176H224V175H223ZM143 177H144V176H143ZM150 177H151V176H150ZM1 179H2V178H1ZM134 179H135V178H134ZM145 179H146V178H145ZM149 179H150V178L146 179V182H147ZM156 179H157V176H156ZM252 179H253V177H252ZM215 180H216V179H215ZM219 180H220V179H219ZM140 181H141V180H140ZM149 181H150V180H149ZM149 181H148V182H149ZM152 181H154V180H152ZM146 182H145V183H146ZM148 182H147V183H148ZM151 185H152V184H151ZM152 187H153V186H152ZM85 189H86V186H85ZM224 189H225V188H224ZM23 190H24V189H23ZM71 190H72V189H71ZM77 190H78V189H77ZM80 190H81V189H80ZM82 190H83V189H82ZM78 191H79V190H78ZM220 191H221V190H220ZM222 191L224 192V190H222ZM222 191H221V192H222ZM64 192H65V191H64ZM146 192H147V191H146ZM159 192H160V191H159ZM221 192H220V193H221ZM137 194H138V193H137ZM223 194H224V193H223ZM9 195H12V194H9ZM86 195H88V194H86ZM86 195H85V196H86ZM140 195H141V194H140ZM217 195H218V194H217ZM220 195H221V194H220ZM220 195H219L218 197H221V196H222V195H221V196H220ZM3 196H4V194H3ZM3 196H1V197H3ZM5 196H6V194H5ZM7 196H8V195H7ZM7 196L5 197V199H7ZM13 196H14V195H13ZM85 196H84V197H85ZM134 196H136V195H134ZM138 196H139V195H138ZM178 196H179V195H178ZM15 197H16V195H15ZM18 197H20V195H19ZM77 197H78V196H77ZM181 197H182V196H181ZM184 197H185V196H184ZM186 197H188V196H186ZM190 197H191V195H190ZM195 197H196V196H194V198H195ZM197 197H198V195H197ZM215 197H216V196H214V198H212V200H211L212 202H213V200H214V202H217V201L219 202V201L222 199V198H221L220 200H218V198H217V200H216ZM224 197H225V196H224ZM3 198H4V197H3ZM12 198H13V197H12ZM32 198H33V197H32ZM58 198H59V197H58ZM118 198H119V196H118ZM188 198H189V197H188ZM198 198H199V197H198ZM200 198H201V197H200ZM202 198H203V197H202ZM225 198H226V197H225ZM5 199H4V200H5ZM18 199L20 200V198H18ZM54 199L57 200L56 197H55ZM54 199H53L52 201H54ZM60 199H62V198H59V200H60ZM75 199H77V198H75ZM75 199H74V200H75ZM113 199H114V198H113ZM122 199L124 200L125 198H122ZM204 199H205V197H204ZM208 199H209V198H208ZM227 199H228V198H227ZM13 200L16 201L17 204H15V206L17 207V205H18L17 199L15 200V198H13V199H11L10 202H9V201H7V202L11 203ZM19 200H18V201H19ZM32 200H33V199H32ZM74 200H72V201H74ZM109 200H110V199H109ZM114 200H117V198L114 199ZM119 200H120V199H119ZM123 200H122V201H123ZM192 200H193V199H192ZM197 200H198V199H197ZM199 200H200V199H199ZM215 200H216V201H215ZM224 200H225V199H224ZM5 201H6V200H5ZM14 201H13V203H14ZM65 201H66V204H67V203H68V199H65ZM75 201H76V200H75ZM78 201H79V199H78ZM78 201H77V202H78ZM81 201H82V200H81ZM81 201H80V203H81ZM122 201L120 200V202H119L120 205L122 204V203H121ZM135 201H136V200H135ZM201 201H203V200H201ZM205 201H207V198L205 199ZM222 201H223V200H222ZM232 201H233V200H232ZM239 201H241V200H239ZM245 201H247V200H245ZM0 202H2V198H1V201H0ZM7 202H6L7 205L5 204V202H4V204H3V205H6V207H8V204H9V203H7ZM63 202H64V201H63ZM178 202H180V201H178ZM220 202H221V201H220ZM233 202H234V201H233ZM233 202H232V204H233ZM235 202H236V201H235ZM13 203H12V204H13ZM24 203H25V202H24ZM26 203L28 204V202H26ZM30 203H31V202H30ZM30 203H29V204H30ZM60 203H61V202H60ZM75 203H76V202H75ZM168 203H170V202H168ZM184 203H185V202H184ZM210 203H211V202H210ZM29 204H28V206H29ZM34 204H36V203H34ZM134 204L136 205L137 203H134ZM134 204H133V205H134ZM171 204H173V203H171ZM206 204H207V202H206ZM212 204H214V203H212ZM212 204H211L210 207H212ZM219 204H220V203H219ZM0 205H2V203H1ZM10 205H11V204H9V206H10ZM32 205H33V204H32ZM122 205H123V204H122ZM122 205L119 206V207L117 208V210L120 209V208L123 209ZM179 205H180V204H179ZM224 205H226V204L224 203ZM11 206H13V205H11ZM62 206H63V204H62ZM73 206H74V205H73ZM78 206H79V204H78ZM78 206H77V207H78ZM117 206H118V205H117ZM157 206H158V205H157ZM162 206H163V205H162ZM169 206H170V205H169ZM172 206H173V207H176V206L178 207V205H176V202H175L174 205H172ZM172 206H171V207H172ZM181 206H182V203H181ZM181 206H180V209H181ZM216 206H217V205H216ZM219 206H220V205H219ZM219 206H218V207H219ZM221 206H222V203H221ZM245 206H247V208H246ZM249 206L253 208L252 210H254V209L257 208V205H256V204H254V205H252V206H251V204L243 205V207H245L247 210H248V209H249V210L251 209ZM124 207L127 208L126 206H124ZM133 207H134V206H132V211L134 210ZM164 207H165V206H164ZM173 207H172V208H173ZM177 207H176V208H177ZM190 207H191V206H190ZM229 207H231V206H229ZM248 207H249V208H248ZM254 207H256V208H254ZM8 208H9V207H8ZM60 208H62V207L60 206ZM73 208H74V207H73ZM114 208H115V207H114ZM114 208H113V209H114ZM125 208H124V209H125ZM128 208H129V207H128ZM128 208H127V209H128ZM130 208H131V205H130ZM168 208H169V207H168ZM168 208H166V209H168ZM178 208H179V207H178ZM193 208H194V207H193ZM14 209H15V208H14ZM53 209H54V208H53ZM74 209H75V208H74ZM115 209H116V208H115ZM149 209H151V208H149ZM163 209H164V208L160 209V210H162V211H160V210H159V211L163 213ZM209 209H210V208H209ZM212 209H213V208H212ZM243 209H244V208H243ZM12 210H13V209H12ZM56 210H57V209H56ZM63 210H64V209H63ZM63 210H62V212H63ZM71 210H72V208H71ZM71 210H69V211H71ZM77 210H78V209H77ZM129 210H130V209H129ZM164 210H165V209H164ZM171 210H172V209L170 208V211H169V209H168L167 211L170 212V213L172 212L170 216H172V217L174 218V217H175V216H174V215H175L174 213H177V211L175 212V208H174V210H172V211H171ZM178 210H179V209H178ZM6 211H7V210H6ZM51 211H52V210H51ZM54 211H55V210H54ZM58 211H60V210H58ZM125 211H127V210H125ZM125 211H124V212H125ZM130 211H131V210H130ZM132 211H131V212H132ZM167 211H164V212H165L164 215H166ZM173 211H174V212H173ZM207 211H208V210H207ZM258 211H259V210L257 209L256 213H257ZM0 212H1V211H0ZM13 212H14V211H13ZM27 212H28V211H27ZM73 212H76V211L73 210ZM127 212H128V211H127ZM238 212H239V211H238ZM253 212H254V211H253ZM253 212H250V213H253ZM69 213H70V212H69ZM71 213H72V212H71ZM77 213H78V212H77ZM112 213H113L114 215L119 214V213L115 214V213H116L115 210H112ZM112 213L110 212L109 214H106V215H107L106 217H105L104 214H103V217L106 218V219H107V218L112 219V218H111L112 215H113ZM122 213H123V212H122ZM146 213H148V211H147ZM150 213H151V212H150ZM150 213H148V214H150ZM209 213H210V212H209ZM209 213H208V214H209ZM229 213H230V212H229ZM229 213H228V214H229ZM110 214H111V215H110ZM124 214H127V213L125 212ZM124 214H123V216H124ZM130 214H131V213H130ZM135 214H136V213H135ZM154 214H155V213H154ZM177 214H178V213H177ZM228 214H226V215H228ZM230 214H231V213H230ZM257 214H258V213H257ZM67 215H68V214H67ZM80 215H81V214H80ZM99 215H100V214H99ZM114 215H113V216H114ZM120 215L122 216V214H120ZM156 215L158 216V213L155 214V216H156ZM205 215H207V214H205ZM216 215H217V214H216ZM216 215H215V216H216ZM221 215H222V216L218 215V216H219V217H218V218H219V219H218V228H220V229H221V227H222L225 223H227V222H226V217H227V216H226V217L223 216L222 213H221ZM224 215H225V212H224ZM247 215H248V214H247ZM54 216H56V215H54ZM108 216H111V217H108ZM118 216H119V215H117V216L115 217L116 220L120 217V216H119V217H118ZM125 216H126V215H125ZM125 216H124V218H126ZM146 216H147V215H146ZM146 216H144L143 218H145ZM167 216H168V213H167ZM178 216H179V214H178ZM178 216L176 215V217H178ZM211 216H213V215L211 214ZM228 216H229V215H228ZM256 216H257L258 218H257ZM76 217H77V214H76ZM78 217H79V216H78ZM86 217H87V216H86ZM89 217H91V216H89ZM89 217H88V218H89ZM98 217H99V216H98ZM100 217H101V216H100ZM103 217H102V218H103ZM153 217H154V216H153ZM165 217H166V216H164L163 218H165ZM172 217H170V218L167 217L166 219H167V220H170V219H171V220L173 221ZM193 217H194V216H193ZM193 217H192V218H193ZM199 217H200V216H199ZM203 217H204V215H203ZM203 217H202V215H201L200 218L202 219ZM208 217L210 218V215H209ZM208 217H206V218H208ZM230 217H231V215H230ZM230 217H228V218H230ZM59 218H60V217H59ZM79 218H80V217H79ZM104 218H103V219H104ZM115 218H113V219H115ZM120 218H121V217H120ZM124 218H123V219H124ZM158 218H160V215H159ZM168 218H169V219H168ZM179 218H181V217H179ZM204 218H205V217H204ZM211 218H212V217H211ZM228 218H227V219H228ZM231 218H232V217H231ZM231 218H230V219H231ZM253 218H257V219H258V221H257V219H255V222H259V220H260V219H259V214L250 217V219H252V220H253ZM50 219H51V218H50ZM110 219H108V221H106L105 223H102L103 226H105L104 224L107 223V224H106V229H107V227H108V229H109V226H111V227H110L111 229H114L113 226H114V223H115L116 221L112 219V220H113L112 222H114V223H112L113 225H112V224L110 225V224H108V222L111 223V220H110ZM137 219H138V218H137ZM182 219H183V218H182ZM190 219H191V218H190ZM215 219H216V217H215ZM230 219H229L228 221L231 222L232 219H231V220H230ZM248 219H249V218H248ZM250 219H249V221H250ZM32 220H33V219H32ZM47 220H48V219H47ZM54 220H56V219H54ZM86 220H87V219H86ZM86 220H85V221H86ZM89 220H91V219H89ZM89 220H88V221H89ZM94 220H95V219H94ZM96 220H97V219H96ZM96 220H95V221H96ZM109 220H110V221H109ZM119 220H120V219H119ZM134 220H135V222L137 221L136 219H134ZM162 220H163V219H162ZM192 220H194V219H192ZM195 220H196V221L198 220L197 222L200 221V219H198V216H197V219L195 218ZM195 220H194V222H195ZM35 221H36V220H35ZM41 221H42V220H41ZM45 221H46V220H45ZM48 221H49V220H48ZM50 221H51V222H50ZM50 221H49V222H50V225L53 226L52 220H50ZM91 221H92V220H91ZM204 221H207V222H208V220H205V219H204L203 221L201 220V222H199V223L203 225V224H205V223H203ZM247 221H248V220H247ZM30 222H31V221H30ZM38 222H39V221H38ZM42 222H43V221H42ZM42 222H41V223H42ZM132 222H133V221H132ZM162 222H163V223H161L162 225L165 224V223H167L166 220H165V223H164V221H162ZM189 222H190V221H189ZM191 222H192V221H191ZM194 222H192V223H194ZM90 223H91V222H90ZM117 223H118V222H117ZM139 223H141V222H139ZM247 223H248V222H247ZM247 223L244 222L242 228L245 227L244 225H246ZM48 224H49V223L47 222V225H48ZM77 224H78V223H76L75 225H77ZM93 224H94V223H93ZM98 224H99V222H98ZM98 224H97V225H98ZM136 224H138V223H136ZM157 224H158V223H157ZM200 224H199V227L201 226ZM228 224L230 225V223H228ZM240 224H241V223H240ZM50 225H48V227H49ZM75 225H74V226H75ZM99 225H100V224H99ZM117 225H118V224H117ZM148 225H149V224H148ZM148 225H147L145 222H143V226H141V228H142V227H143V228H146L145 226H148ZM150 225H151V224H150ZM158 225H159V224H158ZM162 225L160 226V228H162ZM166 225L168 226V224H166ZM170 225H171V224H170ZM189 225H192V224H189ZM213 225H214V224H213ZM215 225H216V224H215ZM248 225H249V223L247 224V226H248ZM257 225H259V224H257ZM30 226H31V225H30ZM95 226H96V224H95ZM95 226H94V227H95ZM136 226H137V225H136ZM163 226H164V225H163ZM185 226H186V225H185ZM194 226H195V224H194ZM196 226H198V223H197ZM117 227H118V226H117ZM137 227H138V226H137ZM139 227H140V225H139ZM149 227H150V226H149ZM149 227H148V228H149ZM182 227H183V226H182ZM199 227H198V228H199ZM216 227H217V226H216ZM235 227H236V226H235ZM16 228H17V227H16ZM16 228H14V229H16ZM45 228H47V227H45ZM50 228H51V227H50ZM50 228H47L46 231H47L48 229H50ZM76 228H77V227H74V232H75V229H76ZM99 228H100V227H99ZM99 228L97 229V231L100 230ZM141 228H140V229H141ZM148 228H147V229H148ZM150 228H151V227H150ZM153 228H154V230H155V228H157V225H156L155 227L152 226L151 229H153ZM165 228H167V227L165 226ZM169 228H170V227H169ZM194 228L196 229V227H194ZM198 228H197V229H198ZM108 229H107V230H108ZM137 229H139V228H137ZM158 229H159V227H158ZM189 229H190V226H189ZM224 229H225V228H224ZM224 229H223V230H224ZM228 229H229V228H228ZM244 229H245V228H244ZM44 230H45V229L43 228V231H44ZM95 230H96V229H95ZM109 230H110V229H109ZM118 230H119V227H118ZM156 230H157V229H156ZM159 230H160V229H159ZM165 230H167V229H165ZM168 230H169V229H168ZM201 230H202V229H201ZM203 230H204V229H203ZM223 230H222V233L220 232L221 234H223V232H224ZM36 231H37V230H36ZM43 231H40V233H42ZM46 231H44V232H46ZM92 231H93V230H92ZM101 231H102V229H101ZM101 231H100V232H101ZM103 231H104V230H103ZM103 231H102V232H103ZM114 231L116 232V230H114ZM147 231H148V230H147ZM161 231H162V230H161ZM197 231H198V230H197ZM245 231H246V230H245ZM245 231H244V232H245ZM71 232H72L71 235H73V230H72ZM107 232H108V231H106V232H104V233H106V234L108 235ZM115 232H114V233H115ZM150 232H151V231H149V234H150ZM184 232H185V231H184ZM244 232H242V233H244ZM246 232H247V231H246ZM246 232H245V233H246ZM147 233H148V232H147ZM153 233H154V232H153ZM153 233H151V234H153ZM155 233H157V231H156ZM164 233H165V232L163 231V234H164ZM185 233H186V232H185ZM42 234H44V233H42ZM90 234H91V233H90ZM102 234H103V233H102ZM106 234H105V235H106ZM111 234H113V233H112V230H111ZM149 234H148V235H149ZM163 234H158V236H160V235L162 236ZM182 234H183V233H182ZM196 234H198V233H196ZM196 234H195V232H194V236H196ZM253 234H254V233H253ZM39 235H41V234H39ZM74 235H75V234H74ZM74 235H73V237H74ZM94 235H95V234H94ZM103 235H104V234H103ZM105 235H104V237H103L104 239H106V237H107V236H105ZM146 235H147V234H146ZM146 235H145V236H146ZM148 235H147V237H148ZM178 235H179V234H178ZM215 235L218 236V234H215ZM223 235H227V234L224 233ZM98 236H99V235H98ZM101 236H102V235H101ZM156 236H157V235H156ZM156 236H154V237H156ZM164 236H165V235H164ZM180 236H181V235H180ZM194 236H193V237H194ZM217 236H216V237H217ZM235 236H236V235H234V236L232 237V239H233V238L235 239V240L233 239L234 241L238 240L237 238H235ZM239 236L241 237V235H239V234H238V236H236V237H239ZM256 236H257V235H256ZM256 236H254V237H256ZM36 237L38 238L39 236H36ZM36 237H35V239H36ZM154 237L152 236L153 239H155ZM183 237H184V236H183ZM188 237H189V236H188ZM211 237H212V236H211ZM12 238H13V237H12ZM32 238H33V237H32ZM32 238H31V239H32ZM71 238H72V236H71ZM74 238H75V237H74ZM74 238H72V240H74ZM97 238L99 239L100 236L97 237ZM101 238H102V237H101ZM116 238H117V237H116ZM152 238H150V239L152 240ZM156 238H157V237H156ZM160 238H161V237H160ZM218 238H219V237H218ZM228 238L231 239V236L222 239V240L220 241V245H219V247L217 246L218 244H217L216 241H218V243H219V240H220V239H218V240H215V239H214L216 243L214 242L213 245H216V244H217V245L215 246L216 249H215V247H213V245H212V246H209V244H208L207 246H209V248H210V247H211V248L213 247V248H212V250H211V248H210V249H209V248H208V249H205V251H206V250H210V251L207 252V253L209 254V252H211V251H213V250L215 249L216 251H218V254H219V255H218L217 257H215V258H212V259H214V260H218V261H222L223 259L226 258L227 255L230 256V253H231V252H228L229 254L227 253L228 250H226V249H227L226 246H229V247H230V246L232 245V244H231V243H232L231 241H233V240L231 239V241H229L230 239L227 240ZM251 238H253V237H251ZM31 239H30V240H31ZM35 239H33V241H36ZM98 239H97V242L99 241V243H100V240L102 241V239H100V240H98ZM193 239H194V238H193ZM11 240H12V239H11ZM11 240H10V241H11ZM116 240H117V239H115V241H116ZM151 240H150V241H151ZM155 240H156V239H155ZM155 240H153V241H155ZM157 240H158V239H157ZM157 240H156V241H157ZM160 240H161V239H160ZM189 240H191V239L189 238ZM10 241H9V243H10ZM28 241H29V240H28ZM31 241H32V240H31ZM46 241H47V240H46ZM95 241H96V240H95ZM146 241H147V240H146ZM146 241H145V243L147 244L148 241H147V242H146ZM193 241H194V240H193ZM193 241H192V242H193ZM253 241H254V240H253ZM29 242H30V241H29ZM74 242H76V241H74ZM159 242H160V241H159ZM184 242H185L186 244H187V242L189 243L188 239H187V242H186V241H184ZM184 242H183V243H184ZM33 243H34V242H33ZM90 243H91V242H90ZM101 243H103V242H101ZM149 243H150V246H149V247H151V242H149ZM183 243H182V242H181V243L179 242V244L177 243L178 245H175V246H179V247L182 246L181 248H184L183 246H185V243H184V244H183ZM190 243H191V242H190ZM92 244H93V243H92ZM146 244H145V245H146ZM153 244H154V242H153ZM230 244H231V245H230ZM29 245H30V244H29ZM32 245H33V244H32ZM82 245H83V244H82ZM89 245H90V244H89ZM115 245H116V244H115ZM115 245H113V246H115ZM143 245H144V244H143ZM180 245H181V246H180ZM191 245H192V244H191ZM223 245H224V246H223ZM30 246H31V245H30ZM30 246H29V247H30ZM34 246H35V245H34ZM169 246H170V245H169ZM175 246H174V247H175ZM29 247H28V248H29ZM31 247H32V246H31ZM136 247H137V246H136ZM139 247H141V246L139 245ZM139 247H137V248L139 249ZM179 247H178V248H179ZM186 247H188V249H187ZM186 247H185V248L187 249V252H188V250L190 249V248H189L190 245H188V246H186ZM21 248L23 249V247H21ZM86 248H87V247H86ZM103 248H104V247H102V249H103ZM172 248H173V247H172ZM181 248H179V249H181ZM185 248H184V249H185ZM206 248H207V247H206ZM217 248H218V250H217ZM224 248H225L226 251H224ZM236 248H237V247H236ZM248 248H249V247H248ZM19 249H20V248H19ZM29 249H30V248H29ZM108 249H109V248H108ZM138 249H137V251H138ZM173 249H175L174 251H176V247L173 248ZM186 249H185V250H186ZM202 249H203V248H202ZM228 249H229V248H228ZM106 250H107V249H106ZM116 250H117V249H116ZM135 250H136V249H135ZM181 250L183 251V249H181ZM185 250H184V251H185ZM190 250H191V249H190ZM190 250H189V251H190ZM51 251H52V250H51ZM117 251H118V250H117ZM121 251H122V250H121ZM132 251H133V250H132ZM177 251H179V252H177ZM177 251H176V253H180V250H177ZM192 251H193V250H192ZM192 251H190V252L192 253ZM114 252H115V250H114ZM126 252H129V251H126ZM233 252H234V251H233ZM240 252H241V251H240ZM242 252H243V251H242ZM130 253H131V252H130ZM130 253H129V255H130ZM133 253L137 254L138 252H137V253H136V252H133ZM133 253H131V255H133ZM149 253H150V252H149ZM176 253H175V254H176ZM191 253H189V254L186 253V255L184 254L185 256H187V261H188L189 257H191V255H190ZM204 253H205V252H204ZM26 254H27V252H26ZM114 254H115V253H114ZM135 254H134V255H135ZM215 254H217V253H215ZM215 254H214V255H215ZM173 255H174V254H173ZM180 255H181V253H180ZM180 255H177V256L179 257ZM189 255H190V256H189ZM102 256H103V255H101L100 257L103 258ZM119 256H121V255H119ZM123 256H124V254H123ZM142 256H143V255H142ZM142 256H141V257H142ZM185 256H184V257H185ZM188 256H189V257H188ZM212 256H213V255H212ZM100 257H98V259H99ZM111 257L115 258V256H113V251H112V254H111L110 256L108 255V257H107V255H106V256L104 257L105 259L103 258L102 260H107V258L110 259ZM116 257H117V254H116ZM178 257H177V259H178ZM184 257H183V258H184ZM209 257H210V256H209ZM209 257H208V258H209ZM258 257H260V256H258ZM88 258H89V257H88ZM183 258H180V259H183ZM232 258H233V257H232ZM260 258H261V257H260ZM0 259H1V258H0ZM111 259H112V258H111ZM180 259H179V260H180ZM184 259H185V258H184ZM209 259H210V258H209ZM212 259H211V260H212ZM254 259H256V258H254ZM112 260H113V259H112ZM114 260H118V259H114ZM256 260H258V259H256ZM142 261H143V260H142ZM224 261H225V260H224ZM89 262H90V261H89ZM184 262L186 263V261H184ZM183 264H184V263H183Z\"/></svg>",
  "mask_w": 264,
  "mask_h": 264
}]
</instances>
